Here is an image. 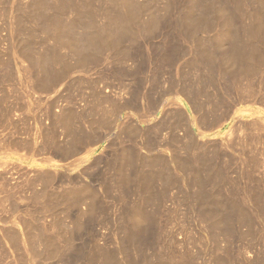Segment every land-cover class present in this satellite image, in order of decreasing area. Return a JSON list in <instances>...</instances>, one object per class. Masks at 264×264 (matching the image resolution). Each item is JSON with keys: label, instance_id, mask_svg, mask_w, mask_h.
<instances>
[{"label": "rangeland", "instance_id": "obj_1", "mask_svg": "<svg viewBox=\"0 0 264 264\" xmlns=\"http://www.w3.org/2000/svg\"><path fill=\"white\" fill-rule=\"evenodd\" d=\"M148 1L149 0H140V1L137 0L136 1V2H139L140 4H142L144 6L143 7L144 9L141 12V14H143V12H144V14L143 15H140L142 22L145 23L144 21L148 22V20H150V18H151L150 15L152 14L151 12H154L155 14H158V16H160V17L163 16V18H162L163 20L160 17L158 18V20H159V23L158 24L159 25L157 24L158 25L157 28H154V27H156V25L153 26V28L151 30V31H153L152 32L153 35L151 34V31H149V35L146 34L147 35V38H145L146 35H145V37L143 36L144 34L143 35L141 34V36H139V38H137V39H139V40H136V43H138V44L135 43V45H132L131 46V42H129V39H127V40L124 41V42L127 41L126 43L122 42L123 44L122 43L120 44L121 47H120V45H118V47L121 48V50H124V49L127 50V51L129 50L128 53L129 54H131V53L134 54V57L135 58L131 54V55H129V57H126V59L120 60V59H118L119 57L117 55H115V53H114L115 50H113V49H105L104 52H103V54L101 56L99 55L100 57L98 56V58L96 59V61L94 59L93 60H87V61H85V63H83L84 64L83 67L79 66V64H78V66H79L78 67L77 66V62H78L79 58L76 57V55L75 56L72 55L70 58H68V60L65 61V62L68 63L67 66H69L71 68V70L69 69V71H68L70 75L67 73V76L69 75L68 77L65 76V77L61 78L60 80H58V82L59 81L61 82V83L60 82L59 83L57 82L58 85L60 84L58 87L56 86L57 83L54 86L52 85L53 82H55V80L52 81V78L53 77L54 78L58 77L56 75L58 73H61V71H62V66L60 67L61 63L60 62H56L58 64V66H56L57 64H55V66H54V69H53V72H54L53 74L54 75L51 74V76H50V75L47 74V92H48L49 95L47 94V92L38 91L36 88H34L32 86V84L29 87L30 89L29 88L27 89L26 87H24L25 90L23 89L22 86H20V88H17L18 86H17V84L15 82H13V84H15V85H13L12 83L11 84H7L6 83V84L0 86V264H30L28 262L29 259H30V254H29V251H28V249H29L30 246H27V245H31L32 246L35 243L37 244L35 246H38V244L40 245V243H38L39 241H37V238L39 237V235H41V233H42V235H44V233H45L46 230L47 231H46V233H45L44 236L46 237L47 242H49V241L52 242V240H53V238L55 236H57V239L59 237L60 238L61 237L63 238V239L61 238L59 240H55L56 239L55 238L54 240L56 242L53 241V243H56V244L58 243V245H59L60 240H61L62 243H60V245H62V247H64L65 249H68L69 250V252H67L68 250H66V252H67L66 253V257H68V258L70 257V259L66 258L65 260L68 263H70V264H76V263H79L80 264L81 262H84L83 258L86 259L87 264L89 262H90L89 264H93V262L91 261L90 256L92 257L93 254L96 255L99 252L100 246L101 247L102 246H107L110 249H112V252L115 253V256L118 257L119 260H123L124 255L127 254V253L126 254L125 253H122L123 250H124L123 252H128V254L126 256H128V257L130 256V259L132 258V260H130L131 261L130 262L131 264H145V263L147 264L148 262H150L149 264H155L156 258H157L156 256H159L160 255V251H161L160 249H161V246L163 245V242L165 240L168 241L167 240L168 237H166L164 239V236H167V235H163V234L164 233L165 234H169V233H166L165 232V230H167V229H164V231H163L162 230L163 228L170 227V232L172 230L173 235L176 234L175 236H173L175 238H172V239L175 240L177 238L175 241L174 240L173 241L176 244L175 245L176 248L179 245L182 247L181 248V251L184 250L183 249L185 247L184 241L187 239V234L184 233V232L181 233L179 231L180 230L179 227L176 228V226L174 225V227L171 228L170 225L167 226V225H164L163 224V222H162V220L160 218L161 216L158 215V213L160 211L158 212L157 211L158 208H156L158 206L160 207V205H157L159 203H157V204L156 203H153V199L154 198H157V199L160 198V200H164L161 197L165 198L166 196H168L167 193H169V192L172 193V191L175 190V189H172V188H171L172 191L170 189H165V190L163 189L161 180L159 179L160 178L159 177L160 175L158 174L159 171H160L161 174L168 172L170 175H172V174H174L176 172L178 175L176 173H175L176 175L175 174L174 175L176 176L175 178L178 181L177 182L175 181V183L172 185V186H174L173 188L180 187V186H183L184 187V186H187V183L186 182L183 183V182L184 181H187V180L189 181V178H186V176L188 175V173H187L188 170L190 169V167H195L194 164H192V162H195V165L198 168L199 167L198 164L201 166V164H203V161H204L205 158H207V159H209L211 161L212 160L213 153H216L217 152L218 153V154L216 153L217 155L216 154L213 155V160L216 161V163L218 165L221 164V165H223V167H225V165H226V167H228L229 164H234V162L238 159L240 162L238 163L237 162L238 160L235 162V163H238L237 166L241 165L242 163L243 164L245 163V165L242 164L241 166L246 167V163L248 162V160L249 159H253L254 157L249 156V159L247 160V158H245V156H244V154L247 153L245 151L246 150L248 151L249 149L251 150V149H257V148H258L259 156L262 155V156L259 157L260 160H261V161H259V164H261L262 166H264V154L261 153L264 150V137H263L264 136V131L262 133L261 130L260 131L258 130V129H263L262 128V125H261V128H258L260 126L259 124H258L259 125L258 126L256 124L252 125L250 123L253 120L252 118L256 117V115L258 113L260 115L257 116L256 118H258V117L259 118H262L263 119L262 121L264 123V70H263L264 69V58H262V56H264V54L262 55V53L264 52V43H258V45L257 44L254 45V47H256L257 49L259 48L260 50L258 49V53L256 55L252 56V58L254 57L256 60L259 59L258 61H256L254 59V64H256V62L259 63V64H261L263 62V67L262 68L260 67V70L258 69V67L260 65L256 64V65H258V67L256 65H254L255 68L257 67V69H255L256 70L255 73L256 72H260V73H258L259 75L256 73L257 76H259L260 78L259 77L256 78V76H255L256 74L255 73H254L255 75L254 74H252V75L255 76V78L258 79V80H256L254 77L252 78L251 75H249V77L247 76L248 79L247 78L244 79L243 77H246V76H243L244 74H242V75H240V74H241V72H245V69L241 68V71L239 72V68H237L238 65H239V63H237L236 60H234V59L232 60L233 54H236V52H235L236 39L233 40L235 38V36H236L235 33L238 32L237 34H240L241 35L242 32L245 30L244 29L245 28L244 26H247V27L251 28L252 27V24H254V23H252V20L251 21H248L249 20L248 18H247V20H245L244 18L242 20L240 19V18H242V15L240 16V14H241V12L239 11L240 8L237 7V6H233V5H236L235 4L236 0H206V1L205 0H196V1L195 0L194 1L193 0H185V1L184 0L183 1L182 0H153V1H155V3L152 2V1L149 3ZM177 1H178V3H177ZM248 1L249 0H246V2H248ZM250 1L251 2L253 1L254 3L253 2L252 3L250 2L251 4H249V9L247 8V10H249V11L250 10H253L254 7H255L254 9H256V6H258L256 4L257 2H255V0H250ZM206 2H207V4H206ZM224 2L225 3L227 2V3L225 4ZM147 3H149V6L147 7L148 10L146 9V5H148ZM193 3L195 4V7L198 6V8H200V9L199 10L196 9V11H194L195 10L194 7L192 8L193 5L191 6V4H193ZM199 3L201 5L203 4L202 5L203 7L205 6L204 9H201V7H202L201 5H197ZM213 4H214V6H212ZM253 4H256V5H253ZM156 5H157V7L159 6L158 7V10L159 11L158 10L155 11L156 10ZM165 5H168L167 6V9L165 11H167L169 9V6L171 7L170 8V12H165L164 11V9H165L164 6ZM227 5H228V8L230 6V8L228 10H226V8H225V7H227ZM216 6H218V7H216ZM161 7H163V8H161ZM206 7H208V9ZM236 7H237V10H236L237 12L235 11ZM184 8H185V10H184ZM231 8L234 9V10L232 11ZM192 9H193L194 13L192 12ZM212 9H213V11H212ZM238 11L240 12L239 15H238ZM230 12H231V14H230ZM166 13H168V14H166ZM201 13H202V15H201ZM203 13H204V15H203ZM250 13L251 12H249V14ZM191 15L192 16L193 15L194 16L196 15V16L195 17H192ZM165 16H166V19L168 18L171 21H169V22L167 21L165 23V21H164V17ZM64 17L66 18V15H64ZM210 18H211V20H210ZM193 19H194V21H192ZM233 19H235V20H233ZM160 21L162 22V25H161V22ZM233 21H235V22H233ZM134 22H136V21H133L132 23H134ZM184 22H185L186 26H185V24L183 25ZM187 22L189 23V25L191 24V26H189ZM193 22H196L199 25V27H198V25L193 24ZM239 23H240V25H239ZM242 23H243V25H242ZM249 23H252V24H249ZM192 24L195 25L196 27L193 26ZM215 24L216 25L218 24V26H216ZM233 24H234L235 27L232 26ZM135 25H137V24H135ZM135 25L133 24V26H135ZM160 26H162V28H158ZM184 26L186 28L188 26V28L186 29ZM203 26H205L206 29H208V31H206V29H203L204 28ZM229 26H232L233 29L235 28L237 30H234L233 31V29L231 27L229 28ZM191 27H193L192 29H194V28H196V29L192 30ZM239 27H240V30L241 31L239 30ZM219 28H221V29H219ZM227 29H228V31H227ZM145 30L148 31L149 29L148 30L145 29ZM195 30L197 32H195ZM171 32H172V34H171ZM182 32H185L186 34L188 32H190L189 33L190 35L193 32H195L196 35L195 34H192L190 36L188 34V36H187L186 34H183ZM205 32H207V33H205ZM227 32H229V33H227ZM231 32H232V34L234 32V35L230 34ZM146 33H148V32H146ZM176 33H178V34H176ZM220 33H223V34L220 35ZM226 33L228 35H230V36L232 35L233 37L231 36V39H230L229 38L230 36H228ZM194 35L196 36V40L198 39L197 40L198 42L194 39L195 38ZM189 36H190V38H187ZM201 36H203V37H201ZM223 36H225V37H223ZM191 37H192V39H191ZM199 37L201 39H203V38L204 39L203 40H201V39L199 40ZM189 39L192 40V42ZM228 39H230V40H228ZM249 41L250 40H247V42H249ZM196 42H197V44L199 43V45H202V46L197 45L199 47H196V45H195ZM200 42H201V44H200ZM202 42H204V43L202 44ZM209 43H210V45H209ZM49 44L51 45V43H49ZM193 44H194V47H193ZM225 45H226V47H225ZM229 45H230V48L227 47ZM231 45L233 47V50H232ZM207 46H208V49H207ZM9 48H10V44H9V40L7 39V30H6L5 26H4L2 12L0 11V57H1L0 59H8L9 58V55H6L7 52L9 51ZM163 48H164V50H163ZM196 48H197V50H196ZM188 49H189V51H188ZM203 49H204V52H203ZM156 50H157V52H156ZM261 50H263V52H260ZM223 51H226V54H228V51H229L230 54H228V55L231 58L228 57V55H226L225 52L224 53H221ZM64 52L65 51H63L62 54H66V52L65 53ZM196 55H198V58H196L197 57ZM191 56L193 57V59L195 58L196 60L195 59L193 60ZM226 56H227L228 59L226 58ZM258 57H261V59L258 58ZM169 58H171V60ZM201 58H204V59H201ZM197 59H199V61H198V63L200 62L199 65L197 63ZM113 60H115V61H113ZM228 60L235 61L236 63H234V64H236V65L238 64L237 67H236V65H233L232 61L230 62ZM260 60H261V62H260ZM63 61H64V59H63ZM189 61L190 62L192 61L191 63H194V62L197 63L198 67L196 68V66H197L196 64H192V65L190 64L189 65V63H190ZM95 62H97L96 63V66H95ZM165 62H167V65L168 66L166 65ZM187 62H189V63H187ZM18 63L21 64V62H18ZM204 63L206 64V66H205ZM212 63H214V64H212ZM127 64H128V66H127ZM208 64H212V65L210 66V68H211L210 70L209 69H206V71H207L206 72L204 68H208L209 67ZM21 65L23 66L24 63L22 62ZM125 65L127 66V68L125 67ZM187 65H189L188 66V69H187ZM201 65L203 66V70L201 69L202 68ZM217 65H220V66H217ZM231 65H233L234 67L231 66ZM25 67H28V64ZM199 67H200V69H199ZM216 67H217V69H215ZM190 68H191V71H190ZM196 69H198V70H196ZM79 71H81V72H79ZM134 71H136V72H134ZM210 71L212 72L211 74H214V76L210 74ZM232 71H234V72H232ZM235 71H237V72H235ZM230 72H232V73H230ZM201 73H202V76H201ZM206 73L209 74V76L207 74V78H206ZM219 73H221L223 76L221 74L218 75ZM261 73H262V75H261ZM71 74H74V75H71ZM186 74H188L190 76L189 77L187 75L188 76V79H187V77L185 78ZM235 75L238 76V77H236ZM193 77H195V78H193ZM213 77H215V80H214ZM14 78L17 81L20 82L21 79L24 78V76L22 75L21 78H20V72H19V73H16L14 75ZM180 78H182V79H180ZM189 78L191 80H193L195 83L194 82H191V80H189ZM202 78H205V79L202 80ZM225 78H226L227 82H226V80H223ZM230 78H232V79L235 78V79H234V81H232V79H230ZM250 78H252V79H250ZM196 79L199 80V81H197ZM238 79H240V80H238ZM33 80L36 81L37 78L36 79H33ZM49 80H51L52 82L49 81ZM244 80H246V81L244 82ZM100 81H101V83H100ZM205 81H206V83H205ZM212 81H214V84L215 83H220V84H215L214 85ZM247 81L248 82L250 81L251 84L247 83ZM252 81L254 83H252ZM86 82H87V84H86ZM233 82H235V83H233ZM48 83H51V85H49V87H48ZM191 83H193L196 87L193 86V84H191ZM232 83L234 84V86H233ZM238 83H239V85H235V84H238ZM245 83H247V86L250 85L249 87L252 88L253 90H251L249 87L247 89V86H246ZM23 84H25V82H23ZM171 84H172V86H171ZM208 84H209L210 87L207 86ZM211 84H213V85H211ZM231 84H232V87L233 88L232 87L229 88V86ZM240 84H243L244 87L242 86V88H241L240 87ZM93 85H95V86H93ZM198 85H199V87H198ZM217 85L220 86V87L218 88ZM15 86H17V87H15ZM23 86H25V85H23ZM68 86H69V89H68ZM187 86H189V87L191 86L192 88L191 87L188 88ZM202 86H203V88H202ZM214 86L217 87V88H215ZM176 87H178V88H176ZM182 87H183L184 90H182ZM172 88H175V89L172 90ZM185 88L186 89L188 88L189 90H186ZM201 88H202V90L205 89V88L206 89L201 92L200 91ZM239 88H241V89H239ZM243 88H245V89L242 90ZM53 89H55V91L57 93H55V91ZM157 89H159V90H157ZM179 89H181V91ZM195 89H196V91H194ZM236 89L237 90H242V92L244 91L245 94L246 93H250V94H248V96H247V94L245 95L243 93V95H242L241 94L242 92L241 91L238 92ZM249 89H250L251 92L249 91ZM254 89H255V93L256 94H259L260 93L262 96L261 95L257 96L254 93ZM22 90H24V91H22ZM231 90H232V92H231ZM233 90L235 91L236 95H235V93H234ZM170 91H172L173 94H172V92L170 93ZM187 91H188V93H187ZM205 91H206V94H205ZM177 92L180 93V94H178ZM52 93H53V95H52ZM196 93H198V94H196ZM202 93H203V95L204 94L205 95L203 96ZM251 94H252V96H251ZM95 95L97 96V98H96ZM182 95H184V96L187 95L186 97H188V98L183 97ZM47 96H49V97H47ZM164 96H165V98H164ZM171 96L174 98V100H171V99H173ZM175 96L177 97V102H176V97ZM206 96L208 98H206ZM209 96H211V99H209ZM223 96H224V98H222ZM241 96H243L242 97V99L244 98L243 100L240 99ZM246 96H247V98H245ZM253 96H254V98H251ZM151 97H152V99H151ZM194 97H197V98L195 99ZM219 97L222 99V101H221V99ZM258 97H260V98L262 97V99H259ZM47 98H51V99L48 100ZM98 98H99V100H98ZM150 99H151V101H150ZM169 99H170V101H169ZM186 99L189 101V105H188V101H186ZM204 99L205 100L207 99L208 101L206 100L207 102H204L205 101ZM223 99H224V102H223ZM233 99H235V100H233ZM29 100L32 101V102H30ZM196 100L198 101V104H197V101ZM164 101H166V102L164 103ZM173 101H175L177 104H174ZM199 101H201L202 103L199 102ZM217 101H219V102H217ZM225 101H227V103ZM42 102H43V105H42ZM138 102L140 104H138ZM221 102L223 104H220ZM239 102H241V103H239ZM46 103H48L47 104V107H48V109H47V114L48 115L47 116L48 117L47 118L45 117L47 119V124L49 125V122H52V123H50L51 125H49V126H51V128H54V125L56 126L57 124H59V123L60 124L57 125V127L54 128L55 129V132H54V129H51L47 125V133L48 134H51L52 132H54V133H53V135L52 134L51 135H48L47 134L49 136V137L47 136V138H48L47 139V148H42L41 145L46 146L43 143L44 141L42 139H40L39 137L36 139L35 138V135H34L35 134L34 133L35 132V128L37 126L36 121H35V118H39L40 119V117H41V120L45 119L44 116H46V114L44 113L43 108L45 107ZM56 103H58V106L56 105ZM152 104H154V105H152ZM200 104H204L205 106L204 105H200ZM216 104L219 105L218 106L219 109H218V107H217ZM234 104H236V105H234ZM52 105L55 106V107H53ZM124 105H126V106H124ZM194 105H195V107H194ZM211 105H212V110L210 109ZM66 106H67V108H66ZM199 106H201V107H199ZM208 106H209V108H208ZM226 106H228V107H226ZM58 107H60V108L58 109ZM72 107H73V109H72ZM123 107H125V108H123ZM62 108H63V110H62ZM152 108H154V109H152ZM192 108L194 109L195 112L193 111ZM213 108L215 109L214 110L215 112H216V110H217V112L219 110V112L218 113H215L213 111ZM221 108L223 109V111L220 110ZM226 108H228V109H226ZM53 109H54V111H52ZM205 109L208 111V114H206L207 111ZM241 109H243V110L245 109L246 112H244L245 111L244 110L243 111L244 114L243 113H240L238 110L242 111ZM249 109L250 110L252 109L251 112H250ZM151 110H153V111H151ZM158 110H159V112H158ZM181 110L183 112H181ZM226 110H227V112H225ZM51 111H52V113H51ZM147 111H149V112H147ZM197 111H198V113H197ZM200 111H201L202 114H204L206 116L210 115V117H209L210 119L208 118L209 121H208V119H206L207 121L206 120L204 121L206 123L205 125H202L204 122H202L203 119L200 117L201 116L200 115ZM230 111H231V113H230ZM236 111L239 112V113H237L238 116H239V114L242 115V116H240L242 119L240 117H238V119L236 118L237 117V114H235ZM247 111H249V112H247ZM255 111H257V114H256ZM48 112L51 113V114H49ZM110 112H112V113H110ZM185 112H186V114L188 116H190V117L192 116L191 119L192 118L194 119V117L196 115L195 120H194L195 122L193 120H191L190 118H188V117L186 119V116L187 115L185 114ZM203 112H205V113H203ZM210 112L211 113L214 112L215 114H218V115H222V114H224V112H225V114L226 113H229L230 114L229 115V118L230 119L228 118L222 124L223 121H220L219 120V117H216L215 118V115H214V117H212L213 116V113L212 114H209ZM95 113H97V114H95ZM178 113H180L181 115L178 114ZM192 113L194 114V116H193ZM246 113H247V115H246ZM53 114H54V116L57 114L55 116V118L52 117ZM67 114H68V116H67ZM162 114H163V116H162ZM168 114H170V115H168ZM182 114L184 115V117L182 116ZM197 115L200 117V119H198L199 117ZM71 116L74 117L73 118L74 120L71 119L72 118ZM144 116H146V117H144ZM65 117L67 118V120H71L70 121L71 124L69 126L71 128V125H72V128L70 129V130L73 131L72 133H71V131L69 129H67L63 125V123H61V122H63L65 120V119L62 120ZM68 117H69V119H68ZM155 117H157V118H155ZM48 118L51 119V120H49ZM163 118L164 119L166 118V120H164ZM180 118H181V121H180ZM211 118H212V121H211ZM234 118H235V120H234ZM245 118H246V120H245ZM247 118H248V120H247ZM52 119H54V120H52ZM57 119H58V121L55 123V121ZM216 119L220 121V123L222 124L221 126H219L220 125V124H218L219 122H214V121H216ZM239 119L242 120V121L240 122ZM161 120H162V122H161ZM186 120H189V123ZM164 121H166V122H164ZM192 121L194 122L193 124H192ZM233 121L236 122V123H234ZM245 121H246V124L244 123ZM196 122H198V123H196ZM208 122L210 123V126H212V128H208L207 127L209 125V124H207ZM231 122L234 123L233 124L234 127L237 124L236 125V127H238L237 128V131H236V128L233 127V125H229V123L231 124ZM242 122H243V124H241ZM247 122L249 123V125L247 124ZM91 123H93L94 126L95 125L96 126L99 125V126H97V127L95 126L94 127L93 124H91ZM179 123H180V125H178ZM185 123H187V124H185ZM214 123H215V126H214ZM238 123H240L241 125H239ZM154 124H156V126ZM198 124H199V126H203V127H199V126L197 127ZM260 124H262V123H260ZM177 125H178V127H175ZM184 125L187 126V129L188 130H186V128H185ZM59 126H61V127H59ZM230 126L232 127L231 129H230ZM241 126H243V127H241ZM252 126H253L254 130L256 129L255 132H254V130H252L253 128L251 129ZM62 127H63V131H62ZM170 127H171V129H170ZM181 127H183V128H181ZM215 127H217V128L220 127V128L217 129ZM239 127H241V129H239ZM245 127L248 130L245 129ZM81 128H83V129H81ZM177 128H179V131L180 132L178 131ZM205 128H207L208 131H210L212 129V132L210 131L211 133L209 132L210 133L209 134L208 132H206L207 129L205 130ZM225 128H227V129L225 130ZM249 128H250V132L251 131L254 132V134L251 132L253 136L252 135H248V134H250ZM92 129H94V130H92ZM95 129H98V130H95ZM202 129L205 130V133H204V131H202ZM244 129H245V131H244ZM49 130H52V132H50ZM156 130H157V132H156ZM183 130H185V131H183ZM227 130H229V133H230V136L231 137L228 136L229 134H228V131ZM240 130H243L240 133H242L244 137L242 136V134H238V132ZM171 131H172V133H171ZM58 132H60V133H58ZM153 132H156L157 133V136ZM185 132H187L186 134L188 136L187 135H184ZM195 132H196V134H195ZM226 132H227V134H226ZM246 132H248V133H246ZM259 132L262 133V134L260 133V136H259ZM73 133L75 134L76 138H78V139L75 138V136L73 135ZM94 133H95V136H94ZM223 133H225V134H223ZM233 133L237 137V139L234 138V140H236V142H238V143H235V141L232 142L233 140L231 138L232 137H235L234 135H232ZM170 134L172 136H170ZM179 134H180V137H182V138H184V136H185V142H184V139H182V138L179 137ZM257 134H258V136H257ZM87 135H88V137H87ZM98 135H99V137H98ZM126 135H128V136H126ZM198 135H200V136H198ZM50 136H52V137H50ZM186 136H187V138H186ZM226 136H228L229 139H231L232 141L231 140L229 141V139H227L228 137L225 138ZM240 136H242L243 138L240 137ZM83 137L85 139H83ZM176 137L178 139H176ZM239 137H240V139L242 138L241 139V142H239L240 141ZM117 138H118V140H117ZM123 138H125V139L123 140ZM171 138L173 139V141H172ZM91 139L93 141H91ZM193 139H196V140H193ZM209 139H210V141H209ZM225 139L227 141H225ZM249 139L251 141H253L254 143L253 142L250 143L251 141L249 142ZM83 140H85V141H83ZM179 140H183V141L181 142ZM244 140H245L246 146H245V148H240V147H243L245 145L244 142H242ZM256 140H258L257 142H259V143L256 144ZM79 141L81 143L83 142L84 144L83 143L81 144ZM170 141L173 142V143H171ZM202 141H204V142H202ZM222 141L224 142V144H222L223 143ZM247 141L249 142V144L247 143ZM35 142H37V145H36ZM77 142L79 143V145H78ZM88 142H90V143H88ZM184 143H185V145L184 146L182 145V147L179 148V146H181V144H184ZM194 143H196L197 146H194ZM214 143H216L218 145H216V144L214 145ZM232 143H234V144H232ZM168 144L171 145V146H169ZM230 144H232L231 145L232 147L230 146ZM235 144H239V145L237 146ZM240 144L243 145V146H241ZM247 144L250 146L249 148H248V145ZM251 144H254V146L251 145ZM115 145H116V147H115ZM118 145L120 147H118ZM124 145H125V147H124ZM189 145H190V147H189ZM220 145L221 146L222 145L223 146L225 145L226 150H223V146L221 147ZM234 145L237 148H235ZM256 145H258V147ZM185 146H187V147H185ZM126 147L129 148V149L127 150ZM170 147L172 149H170ZM188 147H189V149H188ZM195 147H197V148L195 149ZM198 147H199V149H201V151L198 149ZM207 147H210L211 150L216 148V150H215L216 152L215 151L214 152H211V150L209 148H207ZM218 147L223 152H221ZM114 148H116V149H114ZM176 148L177 149L179 148L181 151L184 150V152L183 151L180 152V150L178 149V151L180 152L179 153L178 151H176L177 150ZM182 148H184V149H182ZM217 148L219 149V151H218ZM227 148L230 150V152L227 151L228 150ZM232 148H233V150H235L237 152L238 158L237 157L234 158V156H231L232 154H234V153L231 154V149ZM169 149H170V151H169ZM241 149L242 150L245 149L244 152L241 151ZM76 150L78 152H76ZM109 150H111V151H109ZM122 150L125 151V152H122ZM192 150H193L194 153H192ZM208 150H209V152L211 154L208 152ZM226 151H227V153H226ZM119 152H121L122 154L119 153ZM127 152H128V155H130L131 157L130 156H127ZM148 152L149 153L152 152V153L148 154ZM160 152H162L164 155L162 153H160ZM177 152L179 153L180 156H178V153ZM64 153H66V154H64ZM124 153L126 154L125 157H128V158L130 157V158H132L131 160H133V161H131L130 165L128 167H126L127 169H129L128 171H130V173H132V175H133V181L135 180L134 182H137V179H138V181L143 180V181H146L147 182V180H149V181L153 182L152 180H154L153 183L155 185H153V188L156 191L152 188L151 190H153V191H149L150 193H148V196H147L146 192H142V191L138 190L139 187L136 186L134 184V182H133V183H131L125 189V194L126 195L123 194L124 191L122 189H120V185L118 184V180L119 179L117 178V175H118L119 172L121 173L123 171V168H124V165H125L124 164V162H125L124 161L125 160ZM132 153H133V155L135 153V155L133 156ZM158 153H160V154H158ZM228 153L231 154L230 155L231 157L228 156L229 155ZM240 153H242V154L240 155ZM143 154L146 155V156L148 154V156L147 157L146 156H143ZM172 154H173V156H172ZM193 154L196 155V156H193ZM60 155H62V156H60ZM136 155H137V158H136L137 160H134L135 157H136ZM186 155H187V157H185ZM234 155H236V154H234ZM242 155H243V157H241ZM245 155H246V157H248L249 153H247ZM113 156L114 157L116 156V158H114ZM120 156H123L124 159L122 160V158ZM159 156L161 157L160 159H159ZM200 156H201V158H199ZM223 156L224 157H227V158H225V160H223L224 159ZM99 157L102 159V161H101V159ZM133 157H134V159H133ZM154 157H155V159H154ZM156 157H157V161H155L156 160ZM164 157L165 158L167 157L166 160H165ZM189 157L190 158L192 157V158L190 159ZM222 157H223V159H222ZM232 157H233V159H232ZM239 157H241V158H239ZM94 158H97V159L94 160ZM151 158H152V160H151ZM175 158H179L180 160L177 159V161H176ZM182 158H184V160H182ZM185 158H188L189 161H187ZM214 158H217V160L214 159ZM118 159H120L123 162L122 163L123 165L121 164L120 161H118ZM153 159H154L155 162L153 161ZM200 159L201 160L203 159L202 162H201ZM207 159H205V160H207ZM219 159H220L221 162H224V161L225 162L224 163H220V161H218ZM240 159H242L243 161L240 160ZM108 160H110V162L111 161L112 162L110 163ZM113 160H114V163H113ZM167 160H168V162H167ZM190 160L192 162H190ZM209 160H207V161H209ZM230 160H232V161L234 160V162H231ZM244 160H245V162H244ZM116 161H118V162H116ZM185 161L187 163L189 162V166L190 167H188V165H187V163ZM196 161L198 163H196ZM147 162H148V164H146ZM156 162H157V165H155ZM226 162L229 163V164H225ZM262 162H263V164H262ZM107 163H110V164H107ZM118 163L121 164V166H119ZM115 164H116V167L118 168V170H117L116 167H114ZM141 164L144 167H142ZM152 164H154V166ZM179 164H181V165H179ZM247 164H250V162H248ZM109 165H112V166H110L111 168L109 167ZM146 165H147V167H146ZM167 165L169 166V168L172 167L173 169H175V168L176 169L173 170V169L170 168V170H169V168H168ZM92 166H93V168L95 170L92 168ZM108 167H109V169H108ZM177 168H178V171H177ZM181 168L182 169L185 168V169H183V171H181L182 170ZM100 169H102V170H100ZM150 169H151V171H150ZM154 169H156V170H154ZM200 169H202V167ZM166 170H167V172H165ZM115 171H116L117 174H115ZM134 172H136V173H134ZM143 172H145L146 174L145 173L143 174ZM154 172H156V173L154 174ZM148 173H149V175H147ZM179 173H181V174L179 175ZM38 175H41V176H38ZM44 175L47 176V181H49V179H50V181L53 180V182H50L49 181L47 183V185L49 183L51 184V185L49 184V186H47V197L48 198L51 197L50 200H46V199L43 200L42 197H35V195H34L35 193L40 192L42 190V185L40 183L38 184V181H40V179ZM150 175H152L153 177L150 176ZM181 175H184V176L186 175V176L184 177V176H181ZM51 177H52V179H51ZM76 177H78V178H76ZM109 177H111V179L116 178L118 180H117V182H115L116 179H113V181L112 180L108 181L110 179ZM145 178H146V180H145ZM182 180H183V182H182ZM34 182H36V183L34 184ZM81 182H82L81 185H84V186H87L88 185L87 187H89L90 190H88V191H90V193H93L94 191L96 192V193L94 192V195L97 197L96 198V202L97 201L99 202V209L101 210V213H99L95 218L93 217L94 219H92V217H90V216H87V218H86V215L84 213L85 212L84 210H86V207H88L87 206V203H89L88 201H85L84 203H81L78 206H76V205L73 206L72 207L73 208L72 211L71 210L68 211L67 208H66V206L63 205V204H60V206H63L60 209L59 203H57V202H52L53 204L50 203V205L48 204L49 202H51V200L52 201L53 200L56 201L54 198L58 199L60 197V194H63L64 193V190H66V191H68V190L69 191H73V193H75V195L78 196L75 191H77V189L80 188L81 185L79 183H81ZM111 182L112 183L114 182L113 183L114 184L113 186H112ZM151 182H150V184H151ZM108 183L111 184V185H108ZM116 183H117V185H116ZM156 183H157V185H156ZM169 183L170 182H168V184ZM180 183H182V184H180ZM105 184H107V185L104 186ZM89 185H91V186H89ZM158 185L160 186V188H159ZM107 186L109 188L110 187L111 188L109 189ZM157 186H158V188H157ZM48 187H49V189H48ZM112 187L113 188L115 187L114 188L115 190ZM71 188H73V189H71ZM106 188L109 189V190H107ZM161 188H162V190H164L165 193L167 192L165 195H164V193L162 195L159 194V193H162L161 192L162 191ZM184 188L187 189L186 187H184ZM158 189H159V191H157ZM110 190L112 192H110ZM166 190H168V191H166ZM139 191H140V193L141 192L142 193L141 194H139V193L137 194V192H139ZM58 192H59V194H58ZM151 192H152V194H151ZM142 194H144L145 196H142ZM155 194H156V196H155ZM135 195H136V197H135ZM137 195H139V196L137 197ZM126 196H127L128 199L126 198ZM116 197H117V199H116ZM151 197H153V199ZM39 198H41L40 201H39ZM71 198L75 199V196L73 195V197L71 196ZM122 198L126 199L125 200L126 202L124 201V199H123V202H122L121 201ZM139 198L142 199L141 200L142 202L140 201ZM131 199L133 201H135V202L131 201ZM148 199H149V202H148ZM127 200H130V201L127 202ZM46 201L47 202L49 201V202L48 203H44ZM55 203L58 205V207H57V205ZM123 203H125V204H123ZM130 203H131V206H130ZM141 203H142L143 206L141 205ZM44 204H46L48 206H46ZM152 205H155V206H152ZM121 206H124V207H121ZM49 207H50L51 210L48 209ZM75 207H76V209H75ZM148 207H150V208H148ZM152 207L155 209L156 214H155V211H154V209ZM15 208H16V210H15ZM122 208L123 209L125 208L124 209L125 211ZM42 209H44V210H42ZM45 209H47V210H45ZM64 209H65V211H64ZM142 209L144 211H142ZM82 211H83V213H82ZM134 211H136V212H134ZM42 212H43V214H41ZM45 212L47 214H49V213L50 214L47 215ZM61 213H63V214H61ZM81 213L84 214V215H82V217L80 218V214ZM140 213H141V215H140ZM34 214H36V215H34ZM126 215H128V216H126ZM76 216H77V218H76ZM84 217H85V219H84ZM30 218H33V219H30ZM79 218H80V222H82V224L84 223L83 224L84 229H81L80 230L81 232L79 231L81 234L80 233H76V234L73 233L75 235H72L71 234L72 233V229L74 230L75 229V226H76L75 224H77V222H75V221H77ZM81 220H83V221H81ZM128 220H129V222H127ZM72 221H73V223H72ZM116 223H117V225H116ZM159 223H160V225H159ZM58 224L62 225V227H60ZM120 226H122V228H120ZM38 227L42 228L41 231H39L40 228H38ZM141 227H142V229H140ZM59 228L60 229L62 228L61 229V232H58L60 230ZM64 228H66V230ZM70 229H71V231H70ZM196 229L197 228H191L190 230L195 231ZM42 231H44V232H42ZM62 231H64L65 234L61 235L63 233ZM113 231H114V233H113ZM176 231H178V232H176ZM38 233H40V234L38 235ZM47 233L49 235H46ZM106 233H109V234L113 233L114 236H113V234L108 235ZM54 234H55V236H54ZM69 234H71L72 237H74V239L72 237L70 238ZM77 234H78V236H76ZM118 234H119V236H118ZM65 235H66V237H65ZM79 235H81V236H79ZM263 235H264V231L261 233V236H263ZM15 236L18 239V243L17 244L15 243V238H14ZM47 236H49V237L47 238ZM102 236H103V238H102ZM111 236H113L114 241H117L119 243H117V242L114 243V241L111 238ZM50 237L51 238L53 237V238L51 239ZM75 237H76V239H75ZM95 237H98L99 239L98 238H95ZM147 237H148V239H147ZM158 238L160 239V241H159ZM31 239L34 240V241L36 239V242H34L33 244H30L29 240H31ZM72 239L74 240V242H73ZM69 240H70V242H68ZM71 240H72V242H71ZM82 241H83V243H84L85 246L84 245H81L82 244ZM177 241H178V244H177ZM66 242H68L69 245H67ZM97 243H99L98 246H97ZM160 243H161V245H160ZM42 244H41V247L38 246L39 247V250L40 249L43 250V247H45ZM71 244H74L75 245L74 246V249L76 247V251H74L73 246H71ZM124 244H125V246H124ZM246 244H248V241H245L244 242V245H246ZM63 245H66V246H63ZM92 245L93 246H97V247H93ZM236 245H241V244L240 243H237ZM83 246H84L85 251L88 250L87 252H85L84 250L83 251L81 250V248L83 249ZM180 246H179V248H180ZM116 247L119 248L118 249L119 251L121 249L122 250L118 253ZM127 247H130V249L127 248ZM126 248H127V251H126ZM94 249H97V250H94ZM131 249L134 250V251L133 250L132 251L135 254H133L132 251H130ZM146 249H149V251L148 250L146 251ZM135 250H136V252H135ZM70 251L74 255H72L70 253ZM139 251L141 253H139ZM84 252H85V254H84ZM90 252L93 253V254H91ZM146 252L147 253L148 252H150V253L151 252L152 253L155 252V253H154V255H152V253L151 254L148 253L149 256L151 257V258H149L148 257V254ZM43 253H45V252H43ZM129 253H131V254H129ZM118 254H120L122 256H120ZM142 254L145 257H143ZM79 255L81 257V260H80L79 257H76V256H79ZM245 255H246L245 258H246L247 261L252 260L253 257H254V253H246ZM249 255L252 256V259H248L247 258ZM87 256H88V259L86 258ZM34 257L36 258L35 255H34ZM135 257H136V259H135ZM76 258L77 259L79 258L80 261H78ZM89 258H90V260H89ZM73 259H75V260L72 261V263H71V260H73ZM149 259L150 260L152 259V260L150 261ZM65 260L63 262H58V264H68ZM139 260H140V263H139ZM137 261H138V263H136ZM143 261H145V263ZM86 262L81 263V264H86ZM41 263H39V264H41ZM43 263H45V261ZM46 263L47 264H49V263L50 264H57L56 262L54 263L53 261L52 262H47L46 261ZM183 263L186 264V261H183ZM198 264H202V261L199 260L198 261ZM237 264H241V263H239V260L238 259H237Z\"/></svg>", "mask_w": 264, "mask_h": 264}, {"label": "bare ground", "instance_id": "obj_2", "mask_svg": "<svg viewBox=\"0 0 264 264\" xmlns=\"http://www.w3.org/2000/svg\"><path fill=\"white\" fill-rule=\"evenodd\" d=\"M137 0H0V11L2 12V17H3V22H4V26H5V28H6V30H7V39L9 40V44H10V48H9V51L7 52V54L6 55H9V58L8 59H0V86L1 85H4V84H13V82H15L16 84H17V86H15V87H17V88H20V86H22L23 87V89H24V87H26L27 89L30 87V85L32 84V86L34 87V88H36L38 91H41V92H47V74L48 75H50L51 76V74H53L54 72H53V69H54V66H55V64H57L56 62H60L61 63V65H60V67L62 66V71H61V73H58L56 76H58V77H56V78H52V81L53 80H55V82H53V86L58 82V80H60L61 78H63V77H68L70 74H69V69L71 70V68L69 67V66H67V62H65L66 60H68V58H70L72 55H76V57H78L79 58V60H78V62H77V66H78V64H79V66H81V67H83V63H85V61H87V60H95L96 61V59L98 58V56L100 55H102L103 54V52H104V50L105 49H113V50H115V55H117L119 58L118 59H120V60H123V59H126V57H129V55H131V54H129L128 52H129V50L127 51V50H121V48H119L118 47V45H120L122 42H124L125 40H127V39H129V42H131V46L132 45H135V43H136V40H139V39H137V38H139V36H141V34L145 37V35L147 34V35H149V31H151L152 30V28H153V26L154 25H156V27H154V28H157V26L159 25L158 23H159V20H158V18L160 17V16H158V14H155L154 12H151L152 14L150 15L151 16V18H150V20H148V22H146V21H144L145 23H143L142 22V20H141V17H140V15H143L144 14V12H143V14H141V12H142V10L144 9L143 7V5L142 4H140L139 2H136ZM140 1V0H139ZM154 2L155 3V1H153V0H149L148 2L150 3V2ZM183 1V0H182ZM185 1V0H184ZM194 1V0H193ZM196 1V0H195ZM206 1V0H205ZM158 2V1H157ZM198 2V1H197ZM204 2V1H203ZM228 2V1H227ZM226 2V3H227ZM235 2V1H234ZM249 2V3H248ZM248 2H246V0H236V2H235V4L236 5H233V6H237V7H239L240 8V12H241V14H240V12L238 11V15L240 14V16L242 15V18H240L239 16V18L242 20L243 18L245 19V20H247V18L249 19L248 21H251L252 20V23H254V24H252V23H249V24H252V27L251 28H249V27H247V26H244L245 28V30L242 32V34L240 35V34H237V33H235L236 34V36H235V38L233 39V40H235L236 39V46H235V52H236V54H233V58H232V60L234 59V60H236V62L237 63H239V65H238V67H237V65L236 64H234V63H236L235 61H232V60H228V61H232V63H233V65H236V67L237 68H239V72L241 71V68H243V69H245V72H241V74L240 75H242V74H244L243 76H246V77H243L244 79L245 78H247L248 79V77H249V75H251L252 76V78L254 77L255 78V76H256V78L257 77H259V76H257V74L258 73H260V72H256L255 73V69H257V67H258V65H260L259 67H258V69L260 70V67L262 68L263 67V62L261 63V64H259V63H257L256 62V64H258V65H256V64H254V57L252 58V56H254V55H256L257 53H258V49L256 48V47H254V45L255 44H257L258 45V43H264V0H255V2H257L256 4L258 5V6H256V9H254L253 8V10H247V8L249 9V4H251L252 2L249 0ZM251 2V3H250ZM149 3H147L148 5H146V9H147V7L149 6ZM177 3H178V1H177ZM187 3V2H186ZM210 3V2H209ZM225 3V2H224ZM225 3V4H226ZM230 3V2H229ZM233 3V2H232ZM254 3V2H253ZM161 4V3H160ZM165 4V3H164ZM205 4V3H204ZM206 4H207V2H206ZM205 4V5H206ZM211 4V3H210ZM234 4V3H233ZM256 4H253V5H256ZM179 5V4H178ZM177 5V6H178ZM186 5V4H185ZM193 5V6H192ZM197 5H201L200 3L199 4H197ZM203 5V4H202ZM201 5V6H202ZM224 5V4H223ZM154 6V5H153ZM167 6L168 5H165L164 7H165V9H164V11L167 9ZM176 6V5H175ZM191 6H192V8L194 7V11H196V9L197 10H199L200 8H198V6L197 7H195V4L193 3V4H191ZM212 6H214V4L212 5ZM219 6V5H218ZM218 6H216V7H218ZM232 6V7H233ZM159 7V6H158ZM158 7H157V5H156V10L155 11H157L158 10ZM184 7V6H183ZM205 7V6H204ZM204 7L202 6L201 7V9H204ZM209 7V6H208ZM208 7H206L207 9H208ZM237 7H236V9H235V11L237 10ZM161 8H163V7H161ZM170 6H169V9L167 10V11H165V12H170ZM179 8V7H178ZM226 8V10H228L229 8H230V6H229V8H228V5H227V7H225ZM155 9V8H154ZM217 9V8H216ZM232 9V8H231ZM148 10V9H147ZM184 10H185V8H184ZM215 10V9H214ZM222 10V9H221ZM234 9H232V11H233ZM150 11V10H149ZM159 11V10H158ZM161 11V10H160ZM194 11H193V9H192V12L194 13ZM209 11V10H208ZM212 11H213V9H212ZM251 12L250 14H249V12ZM52 12V13H51ZM237 12V11H236ZM49 13V14H48ZM183 13V12H182ZM228 13V12H227ZM160 14V13H159ZM166 14H168V13H166ZM196 14V13H195ZM230 14H231V12H230ZM64 15H66V18L64 17ZM163 15V14H162ZM185 15V14H184ZM183 15V16H184ZM201 15H202V13H201ZM203 15H204V13H203ZM214 15V14H213ZM229 15V14H228ZM234 15V14H233ZM158 16V17H157ZM192 16V15H191ZM196 16V15H195ZM194 15L192 16V17H195ZM230 16V15H229ZM170 17V16H169ZM211 17V16H210ZM213 17V16H212ZM232 17V16H231ZM161 19L163 18V16L162 17H160ZM172 18V17H171ZM170 18V19H171ZM218 18V17H217ZM145 19V18H144ZM160 19V20H161ZM168 19V18H167ZM166 19V16L164 17V21H165V23L168 21H171V20H167ZM183 19V18H182ZM223 19V18H222ZM156 20V21H155ZM163 20V19H162ZM199 20V19H198ZM210 20H211V18H210ZM232 20V19H231ZM233 20H235V19H233ZM133 21H136V22H134V23H132ZM163 21V22H164ZM173 21V20H172ZM191 21V20H190ZM192 21H194V19L192 20ZM215 21V20H214ZM213 21V22H214ZM226 21V20H225ZM161 22V21H160ZM216 22V21H215ZM227 22V21H226ZM225 22V23H226ZM231 22V21H230ZM233 22H235V21H233ZM242 22V21H241ZM240 22V23H241ZM244 22V21H243ZM247 22V21H246ZM180 23V22H179ZM188 23V22H187ZM191 23V22H190ZM240 23H239V25H240ZM133 24L135 25V24H137V25H135V26H133ZM141 24V25H140ZM143 24V25H142ZM158 24V25H157ZM185 24V22L183 23V25ZM193 24H196V25H198L196 22H193ZM192 24V25H193ZM246 24V23H245ZM161 25H162V22H161ZM171 25V24H170ZM174 25V24H173ZM188 25H189V23H188ZM216 25V24H215ZM224 25V24H223ZM226 25V24H225ZM238 25V24H237ZM242 25H243V23H242ZM241 25V26H242ZM142 26V27H141ZM177 26V25H176ZM185 26H186V24H185ZM184 26V27H185ZM189 26H191V24L189 25ZM193 26H195V25H193ZM216 26H218V24L216 25ZM232 26H234V24L232 25ZM232 26H229V28L231 27L232 28ZM170 27V26H169ZM174 27V26H173ZM196 27V26H195ZM198 27H199V25H198ZM204 28L203 29H206V27L205 26H203ZM226 27V26H225ZM235 27V26H234ZM158 28H162V26H160V27H158ZM177 28V27H176ZM186 28V27H185ZM187 28H188V26H187ZM186 28V29H187ZM193 27H191V29H192ZM228 28V29H229ZM253 28V29H252ZM145 29H149L148 31H146ZM164 29V28H163ZM174 29V28H173ZM180 29V28H179ZM194 29H196V28H194ZM194 29H192V30H194ZM201 29V28H200ZM202 29V30H203ZM215 29V28H214ZM219 29H221V28H219ZM218 29V30H219ZM223 29V28H222ZM228 29H227V31H228ZM233 29V28H232ZM242 29V28H241ZM156 30V29H155ZM160 30V29H159ZM175 30V29H174ZM183 30V29H182ZM231 30V29H230ZM234 30H237V29H233V31ZM239 30H240V27H239ZM157 31V30H156ZM178 31V30H177ZM181 31V30H180ZM184 31V30H183ZM201 31V30H200ZM206 31H208V29H206ZM214 31V30H213ZM224 31V30H223ZM222 31V32H223ZM241 31V30H240ZM144 32V33H143ZM146 32H148V33H146ZM153 31H151V34L153 35V33H152ZM176 32V31H175ZM174 32V33H175ZM187 32V31H186ZM192 32V31H191ZM195 32H197L196 30H195ZM195 32H193L192 34H195ZM204 32V31H203ZM155 33V32H154ZM183 34H186L185 32H182ZM190 32H188L186 35L188 36V34H189ZM205 33H207V32H205ZM227 33H229V32H227ZM226 33V34H227ZM171 34H172V32H171ZM176 34H178V33H176ZM191 34V35H192ZM209 34V33H208ZM221 34H223V33H220V35ZM225 34V33H224ZM230 34H232V32L230 33ZM147 35H146V37L145 38H147ZM190 35V34H189ZM190 35V36H191ZM196 35V34H195ZM194 35V36H195ZM228 35V34H227ZM232 35H234V32H233V34ZM231 35V36H232ZM190 36L189 37H187V38H190ZM193 36V37H194ZM226 36V35H225ZM225 36H223V37H225ZM228 36H230V35H228ZM227 36V37H228ZM231 36L229 37L230 39H231ZM157 37V36H156ZM175 37V36H174ZM201 37H203V36H201ZM219 37V36H218ZM233 37V36H232ZM142 38V37H141ZM191 39H192V37H191ZM195 40H196V36H195V38H194ZM201 38L199 37V40H200ZM204 39V38H203ZM203 39H201V40H203ZM206 39V38H205ZM224 39V38H223ZM230 39H228V40H230ZM176 40V39H175ZM190 40V39H189ZM198 40V39H197ZM196 40V41H197ZM208 40V39H207ZM232 40V41H233ZM247 40H250L249 42H247ZM191 42H192V40H190ZM127 42V41H126ZM126 42H124V43H126ZM139 42V41H138ZM172 42V41H171ZM188 42V41H187ZM195 42V41H194ZM198 42V41H197ZM197 42H196V47H199V46H202V45H199V43L197 44ZM49 43H51V45L49 44ZM140 43V42H139ZM173 43V42H172ZM180 43V42H179ZM204 42H202V44H203ZM207 43V42H206ZM123 44V43H122ZM136 44H138V43H136ZM175 44V43H174ZM200 44H201V42H200ZM197 45H199V46H197ZM209 45H210V43H209ZM181 46V45H180ZM179 46V47H180ZM120 47H121V45H120ZM165 47V46H164ZM176 47V46H175ZM182 47V46H181ZM185 47V46H184ZM193 47H194V44H193ZM225 47H226V45H225ZM228 48H230V45L229 46H227ZM231 47H232V45H231ZM124 48V47H123ZM122 48V49H123ZM137 48V47H136ZM139 48V47H138ZM118 49V50H117ZM194 49V48H193ZM192 49V50H193ZM207 49H208V46H207ZM227 49V48H226ZM112 50V51H113ZM155 50V49H154ZM153 50V51H154ZM163 50H164V48H163ZM195 50V49H194ZM193 50V51H194ZM196 50H197V48H196ZM210 50V49H209ZM224 50V49H223ZM232 50H233V47H232ZM260 50V49H259ZM63 51H65L66 52V54H62V52ZM133 51V50H132ZM186 51V50H185ZM188 51H189V49H188ZM231 51V50H230ZM64 52V53H65ZM110 52V51H109ZM134 52V51H133ZM155 52V51H154ZM156 52H157V50H156ZM203 52H204V49H203ZM225 52V54H226V51H223V52H221V53H224ZM232 52V51H231ZM234 52V51H233ZM260 52H263V50H261ZM163 53V52H162ZM165 53V52H164ZM208 53V52H207ZM158 54V53H157ZM168 54V53H167ZM185 54V53H184ZM224 54V55H225ZM228 54H230V52L228 51ZM228 54H226V55H228ZM232 54V53H231ZM261 54V53H260ZM264 54V52L262 53V55ZM133 55V57H134V54H132ZM136 55V54H135ZM170 55V54H169ZM187 55V54H186ZM193 55V54H192ZM261 55V56H262ZM99 56V57H100ZM137 56V55H136ZM155 56V55H154ZM157 56V55H156ZM171 56V55H170ZM197 57L196 58H198V55H196ZM232 56V55H231ZM185 57V56H184ZM192 57V56H191ZM195 57V56H194ZM200 57V56H199ZM202 57V56H201ZM206 57V56H205ZM217 57V56H216ZM228 57H230L229 55H228ZM1 58V57H0ZM135 58V57H134ZM166 58V57H165ZM168 58V57H167ZM226 58H227V56H226ZM225 58V59H226ZM231 58V57H230ZM229 58V59H230ZM258 58H260L261 59V57H258ZM262 58H264V56H262ZM63 59H64V61H63ZM170 60H171V58H169ZM176 59V58H175ZM192 59H193V57H192ZM195 59V58H194ZM193 59V60H194ZM201 59H204V58H201ZM217 59V58H216ZM228 59V58H227ZM99 60V59H98ZM105 60V59H104ZM196 60V59H195ZM256 60V59H255ZM259 60V59H258ZM258 60H256V61H258ZM113 61H115V60H113ZM198 61H199V59H197V63H198ZM263 61V60H262ZM18 62H21V64H22V62L24 63V65L22 66L20 63H18ZM28 64V67H25L27 64ZM94 62V61H93ZM190 62V61H189ZM189 62H187V63H189ZM192 62V61H191ZM189 63V65L191 64H196L197 65V63ZM202 62V61H201ZM260 62H261V60H260ZM96 63L97 62H95V66H96ZM166 63V65H167V62H165ZM186 63V64H187ZM221 63V62H220ZM26 64V65H25ZM99 64V63H98ZM112 64V63H111ZM173 64V63H172ZM200 64V62L198 63V65ZM202 64V63H201ZM205 64V63H204ZM212 64H214V63H212ZM212 64H208V68H204L205 69V71H206V69H211L210 68V66L212 65ZM217 64V63H216ZM219 64V63H218ZM110 65V64H109ZM174 65V64H173ZM185 65V64H184ZM189 65H187V69H188V66ZM195 65V66H196ZM198 65L196 66V68L198 67ZM233 65H231V66H233ZM254 65H256L257 67L255 68L254 67ZM56 66H58V64L56 65ZM78 66V67H79ZM98 66V65H97ZM105 66V65H104ZM127 66H128V64H127ZM127 66L125 65V67L127 68ZM133 66V65H132ZM137 66V65H136ZM139 66V65H138ZM168 66V65H167ZM186 66V65H185ZM202 66V65H201ZM200 66V67H201ZM205 66H206V64H205ZM217 66H220V65H217ZM112 67V66H111ZM134 67V66H133ZM171 67V66H170ZM191 67V66H190ZM200 67H199V69H200ZM234 67V66H233ZM129 68V67H128ZM137 68V67H136ZM193 68V67H192ZM57 69V68H56ZM60 69V68H59ZM80 69V68H79ZM194 69V68H193ZM202 70H203V66H202V68H201ZM215 69H217V67L215 68ZM227 69V68H226ZM229 69V68H228ZM232 69V68H231ZM230 69V70H231ZM107 70V69H106ZM140 70V69H139ZM196 70H198V69H196ZM201 70V71H202ZM229 70V71H230ZM235 70V69H234ZM238 70V69H237ZM262 70V69H261ZM264 70V69H263ZM56 71V70H55ZM59 71V72H60ZM108 71V70H107ZM110 71V70H109ZM112 71V70H111ZM138 71V70H137ZM190 71H191V68H190ZM217 71V70H216ZM215 71V72H216ZM243 71V70H242ZM20 72V78H21V76L23 75L24 76V78L23 79H21V81L19 82V81H17L15 78H14V75L16 74V73H19ZM79 72H81V71H79ZM105 72V71H104ZM134 72H136V71H134ZM176 72V71H175ZM199 72V71H198ZM207 72V71H206ZM214 72V71H213ZM220 72V71H219ZM232 72H234V71H232ZM232 72H230V73H232ZM235 72H237V71H235ZM67 73L69 74L68 76H67ZM132 73V72H131ZM181 73V72H180ZM212 72L210 71V74H211ZM256 75H255V74ZM81 74V73H80ZM84 74V73H83ZM119 74V73H118ZM121 74V73H120ZM207 74L208 73H206V78H207ZM221 73H219L218 75H220ZM252 74H254L255 76H253ZM54 75V74H53ZM52 75V76H53ZM71 75H74V74H71ZM88 75V74H87ZM188 74H186V76H185V78L187 77V79H188V76H187ZM211 75H213L214 76V74H211ZM222 75V74H221ZM259 75V74H258ZM261 75H262V73H261ZM118 76V75H117ZM196 76V75H195ZM201 76H202V73H201ZM208 76H209V74H208ZM223 76V75H222ZM221 76V77H222ZM236 76V75H235ZM248 76V77H247ZM250 76V77H251ZM190 77V76H189ZM204 77V76H203ZM236 77H238V76H236ZM235 77V78H236ZM37 78V80L35 81V80H33V79H36ZM193 78H195V77H193ZM214 78V80H215V77H213ZM217 78V77H216ZM234 78V79H235ZM252 78H250V79H252ZM255 78V79H256ZM260 78V77H259ZM51 79V78H50ZM70 79V78H69ZM91 79V78H90ZM180 79H182V78H180ZM205 78H202V80H204ZM228 79V78H227ZM230 79H232V78H230ZM234 79H232V81H234ZM64 80V79H63ZM71 80V79H70ZM94 80V79H93ZM189 80H191L190 78H189ZM197 80V79H196ZM208 80V79H207ZM211 80V79H210ZM209 80V81H210ZM223 80H226V78L225 79H223ZM238 80H240V79H238ZM256 80H258V79H256ZM255 80V81H256ZM49 81H51V80H49ZM51 81V82H52ZM97 81V80H96ZM187 81V80H186ZM197 81H199V80H197ZM217 81V80H216ZM215 81V82H216ZM220 81V80H219ZM243 81V80H242ZM246 80H244V82H245ZM251 81V80H250ZM250 81L248 82L247 81V83H249V84H251L250 83ZM254 81V80H253ZM252 81V83H254ZM23 82H25V84H23ZM32 82V83H31ZM60 82V81H59ZM58 82V83H59ZM184 82V81H183ZM188 82V81H187ZM191 82H194L193 80H191ZM204 82V81H203ZM213 82V84H214V81H212ZM226 82H227V80H226ZM239 82V81H238ZM29 85H28V84ZM58 83H57V87L60 85H58ZM61 83V82H60ZM100 83H101V81H100ZM99 83V84H100ZM172 83V82H171ZM182 83V82H181ZM185 83V82H184ZM195 83V82H194ZM205 83H206V81H205ZM222 83V82H221ZM233 83H235V82H233ZM232 83V84H233ZM237 83V82H236ZM240 83V82H239ZM239 83L238 84H235V85H239ZM247 83H245L246 84V86H247ZM257 83V82H256ZM86 84H87V82H86ZM85 84V85H86ZM97 84V83H96ZM176 84V83H175ZM191 84H193V83H191ZM210 84V83H209ZM209 84L207 85V86H209ZM213 84H211V85H213ZM215 84H220V83H215ZM214 84V85H215ZM228 84V83H227ZM232 84L229 86V88L230 87H232ZM244 84V83H243ZM243 84H240V87L242 88V86L244 87V85ZM13 85H15V84H13ZM12 85V86H13ZM23 85H25V86H23ZM27 85V86H26ZM49 85H51V83H48V87H49ZM69 85V84H68ZM187 85V84H186ZM197 85V84H196ZM255 85V84H254ZM253 85V86H254ZM11 86V85H10ZM93 86H95V85H93ZM101 86V85H100ZM134 86V85H133ZM171 86H172V84H171ZM170 86V87H171ZM174 86V85H173ZM179 86V85H178ZM193 86H195L194 84H193ZM201 86V85H200ZM233 86H234V84H233ZM250 85H248L247 86V89H248V87H249ZM252 86V87H253ZM52 87V86H51ZM56 87V88H57ZM79 87V86H78ZM86 87V86H85ZM99 87V86H98ZM184 87V86H183ZM183 87H182V90H184L183 89ZM186 87V86H185ZM188 88H190L189 86H187ZM196 87V86H195ZM198 87H199V85H198ZM197 87V88H198ZM210 87V86H209ZM215 87V86H214ZM217 87L219 88L220 86H218L217 85ZM217 87H215V88H217ZM237 87V86H236ZM239 87V86H238ZM255 87V86H254ZM54 88V87H53ZM74 88V87H73ZM131 88V87H130ZM137 88V87H136ZM139 88V87H138ZM142 88V87H141ZM167 88V87H166ZM176 88H178V87H176ZM186 89V90H189V89ZM192 88V87H191ZM202 88H203V86H202ZM202 88H201V92L203 91V90H205V89H203L202 90ZM233 88V87H232ZM231 88V89H232ZM235 88V87H234ZM241 88H239V89H241ZM250 88V87H249ZM30 89V88H29ZM52 89V88H51ZM68 89H69V86H68ZM99 89V88H98ZM101 89V88H100ZM173 89H175V88H172V90ZM245 88H243L242 90H244ZM246 89V90H247ZM251 90H253L252 88H250ZM250 89H249V91H250ZM20 90V89H19ZM25 90V89H24ZM24 90H22V91H24ZM32 90V89H31ZM34 90V89H33ZM49 90V89H48ZM54 91H55V89H53ZM52 90V91H53ZM157 90H159V89H157ZM180 91H181V89H179ZM185 90V91H186ZM223 90V89H222ZM230 90V89H229ZM237 90V89H236ZM242 90H237L238 92H242ZM257 90V89H256ZM72 91V90H71ZM130 91V90H129ZM194 91H196V89L194 90ZM221 91V90H220ZM234 91V90H233ZM248 91V90H247ZM162 92V91H161ZM168 92V91H167ZM172 91H170V93H171ZM175 92V91H174ZM183 92V91H182ZM199 92V91H198ZM231 92H232V90H231ZM230 92V93H231ZM237 92V93H238ZM251 92V91H250ZM55 93H57L56 91H55ZM54 93V94H55ZM94 93V92H93ZM101 93V92H100ZM130 93V92H129ZM160 93V92H159ZM169 93V92H168ZM167 93V94H168ZM176 93V92H175ZM178 93V92H177ZM184 93V92H183ZM187 93H188V91H187ZM186 93V94H187ZM190 93V92H189ZM192 93V92H191ZM229 93V94H230ZM234 93H235V91H234ZM243 93H244V91L241 93L242 95H243ZM253 93V92H252ZM254 93H255V89H254ZM259 93V92H258ZM47 94H48V92H47ZM95 94V93H94ZM97 94V93H96ZM172 94H173V92H172ZM178 94H180V93H178ZM194 94V93H193ZM196 94H198V93H196ZM201 94V93H200ZM199 94V95H200ZM205 94H206V91H205ZM204 94V95H205ZM239 94V93H238ZM245 94V93H244ZM247 94V96H248V94H250V93H246ZM245 94V95H246ZM256 94V93H255ZM254 94V95H255ZM49 95V94H48ZM52 95H53V93H52ZM164 95V94H163ZM170 95V94H169ZM198 95V96H199ZM202 95H203V93H202ZM203 95V96H204ZM227 95V94H226ZM235 95H236V93H235ZM257 96H259V95H261L260 93L259 94H256ZM255 95V96H256ZM96 96V95H95ZM173 96V95H172ZM171 96V97H172ZM177 96V95H176ZM175 96V97H176ZM183 97H186V96H184V95H182ZM189 96V95H188ZM197 96V97H198ZM212 96V95H211ZM211 96H209V99H211ZM233 96V95H232ZM240 96V95H239ZM247 96L245 97V98H247ZM251 96H252V94H251ZM262 96V95H261ZM47 97H49V96H47ZM174 97V96H173ZM172 97V98H173ZM197 97H194L195 99L197 98ZM200 97V96H199ZM236 97V96H235ZM242 97L243 96H241V100H243L242 99ZM57 98V97H56ZM59 98V97H58ZM96 98H97V96H96ZM107 98V97H106ZM150 98V97H149ZM164 98H165V96H164ZM186 98H188V97H186ZM202 98V97H201ZM205 98V97H204ZM206 98H208L207 96H206ZM220 98V97H219ZM222 98H224V96L222 97ZM231 98V97H230ZM239 98V97H238ZM251 98H254V96L253 97H251ZM259 99H262V97L260 98V97H258ZM48 100L49 99H51V98H47ZM54 99V98H53ZM130 99V98H129ZM143 99V98H142ZM151 99H152V97H151ZM151 99H150V101H151ZM171 99V98H170ZM170 99H169V101H170ZM181 99V98H180ZM191 99V98H190ZM199 99V98H198ZM221 99V98H220ZM219 99V100H220ZM226 99V98H225ZM58 100V99H57ZM56 100V101H57ZM96 100V99H95ZM98 100H99V98H98ZM108 100V99H107ZM106 100V101H107ZM127 100V99H126ZM131 100V99H130ZM139 100V99H138ZM148 100V99H147ZM168 100V99H167ZM166 100V101H167ZM171 100H174V98L173 99H171ZM194 100V99H193ZM205 100V99H204ZM207 100V99H206ZM204 101V102H207V101ZM228 100V99H227ZM232 100V99H231ZM233 100H235V99H233ZM238 100V99H237ZM30 101V100H29ZM55 101V102H56ZM59 101V100H58ZM57 101V102H58ZM94 101V100H93ZM146 101V100H145ZM166 101H164V103L166 102ZM186 101H188L187 99H186ZM197 101V100H196ZM214 101V100H213ZM221 101H222V99H221ZM239 101V100H238ZM253 101V100H252ZM30 102H32V101H30ZM50 102V101H49ZM92 102V101H91ZM96 102V101H95ZM109 102V101H108ZM133 102V101H132ZM135 102V101H134ZM149 102V101H148ZM168 102V101H167ZM174 102V104H177L176 102H177V97H176V102L175 101H173ZM192 102V101H191ZM199 102H201V101H199ZM210 102V101H209ZM217 102H219V101H217ZM223 102H224V99H223ZM226 103H227V101H225ZM229 102V101H228ZM242 102V101H241ZM241 102H239V103H241ZM245 102V101H244ZM255 102V101H254ZM34 103V102H33ZM54 103V102H53ZM52 103V104H53ZM99 103V102H98ZM128 103V102H127ZM151 103V102H150ZM202 103V102H201ZM213 103V102H212ZM231 103V102H230ZM238 103V104H239ZM47 104L48 103H46V105H45V107L43 108V111H44V113L46 114V116H44V118L46 117H48L47 115V109H48V107H47ZM68 104V103H67ZM72 104V103H71ZM95 104V103H94ZM118 104V103H117ZM125 104V103H124ZM131 104V103H130ZM138 104H140L139 102H138ZM167 104V103H166ZM196 104V103H195ZM197 104H198V101H197ZM196 104V105H197ZM220 104H223L222 102L220 103ZM32 105V104H31ZM42 105H43V102H42ZM54 105V104H53ZM52 105V106H53ZM56 105L58 106V103H56ZM74 105V104H73ZM114 105V104H113ZM152 105H154V104H152ZM165 105V104H164ZM187 105V104H186ZM188 105H189V101H188ZM200 105H204V104H200ZM214 105V104H213ZM217 105V104H216ZM228 105V104H227ZM234 105H236V104H234ZM254 105V104H253ZM56 106V107H57ZM119 106V105H118ZM124 106H126V105H124ZM139 106V105H138ZM149 106V105H148ZM156 106V105H155ZM170 106V105H169ZM168 106V107H169ZM191 106V105H190ZM193 106V105H192ZM205 106V105H204ZM219 105H217V107H218ZM221 106V105H220ZM32 107V106H31ZM43 107V106H42ZM53 107H55V106H53ZM133 107V106H132ZM158 107V106H157ZM176 107V106H175ZM194 107H195V105H194ZM193 107V108H194ZM199 107H201V106H199ZM226 107H228V106H226ZM230 107V106H229ZM52 108V107H51ZM60 107H58V109H59ZM66 108H67V106H66ZM115 108V107H114ZM123 108H125V107H123ZM136 108V107H135ZM148 108V107H147ZM162 108V107H161ZM171 108V107H170ZM192 108V109H193ZM208 108H209V106H208ZM207 108V109H208ZM233 108V107H232ZM72 109H73V107H72ZM130 109V108H129ZM141 109V108H140ZM144 109V108H143ZM152 109H154V108H152ZM164 109V108H163ZM169 109V108H168ZM191 109V108H190ZM200 109V108H199ZM210 109L212 110V105H211V107H210ZM218 109H219V107H218ZM226 109H228V108H226ZM230 109V108H229ZM62 110H63V108H62ZM106 110V109H105ZM138 110V109H137ZM157 110V109H156ZM179 110V109H178ZM206 110V109H205ZM210 110V111H211ZM215 109L213 108V111H214ZM220 110H222L223 111V109L221 108ZM242 111H240V110H238L240 113H243V111L245 110H243V109H241ZM250 110V109H249ZM252 110V109H251ZM251 110H250V112H251ZM50 111V110H49ZM52 111H54V109L52 110ZM52 111H51V113H52ZM57 111V110H56ZM136 111V110H135ZM143 111V110H142ZM145 111V110H144ZM151 111H153V110H151ZM161 111V110H160ZM174 111V110H173ZM193 111H194V109H193ZM202 111V110H201ZM201 111H200V117L203 119V121L202 122H204L206 119H208L209 117H210V115H208V116H206V115H204V114H202L201 113ZM204 111V110H203ZM207 111V110H206ZM238 111H236V113L235 114H237V113H239ZM260 111V110H259ZM126 112V111H125ZM147 112H149V111H147ZM158 112H159V110H158ZM168 112V111H167ZM171 112V111H170ZM181 112H183L182 110H181ZM180 112V113H181ZM189 112V111H188ZM195 112V111H194ZM215 112V111H214ZM214 112H212L213 113V116L212 117H214V115H215V118L216 117H219V120L220 121H223L222 122V124L229 118V113H226L225 114V112H227V110L224 112V114H222V115H218V114H215V113H218L219 112V110H218V112H217V110H216V112L214 113ZM244 112H246V110L244 111ZM247 112H249V111H247ZM256 112V114H257V111H255ZM49 113V112H48ZM51 113H49V114H51ZM110 113H112V112H110ZM109 113V114H110ZM114 113V112H113ZM117 113V112H116ZM115 113V114H116ZM139 113V112H138ZM137 113V114H138ZM145 113V112H144ZM180 113H178V114H180ZM197 113H198V111H197ZM203 113H205V112H203ZM211 112L209 113V114H212ZM230 113H231V111H230ZM71 114V113H70ZM95 114H97V113H95ZM118 114V113H117ZM158 114V113H157ZM156 114V115H157ZM160 114V113H159ZM165 114V113H164ZM185 114H186V112H185ZM193 114V113H192ZM206 114H208V111H207V113ZM244 114V113H243ZM253 114V113H252ZM57 115V114H56ZM55 115V116H56ZM62 115V114H61ZM60 115V116H61ZM145 115V114H144ZM168 115H170V114H168ZM172 115V114H171ZM181 115V114H180ZM187 115V114H186ZM246 115H247V113H246ZM260 114L258 113L257 115H256V117L257 116H259ZM38 116V115H37ZM55 116H54V114H53V116L52 117H54L55 118ZM66 116V115H65ZM67 116H68V114H67ZM102 116V115H101ZM107 116V115H106ZM109 116V115H108ZM112 116V115H111ZM149 116V115H148ZM162 116H163V114H162ZM175 116V115H174ZM177 116V115H176ZM182 116L184 117V115L182 114ZM181 116V117H182ZM193 116H194V114H193ZM198 116V115H197ZM240 116H242L241 114H239V116H238V114H237V119H238V117H240ZM51 117V116H50ZM72 118V120H74L73 118V116H71ZM116 117V116H115ZM143 117V116H142ZM144 117H146V116H144ZM180 117V116H179ZM182 117V118H183ZM187 117L188 118H190L191 119V117L190 116H186V119H187ZM195 117H196V115H195ZM195 117H194V119L192 118L191 120H195ZM199 117V116H198ZM197 117V118H198ZM200 117L198 118V119H200ZM231 117V116H230ZM235 117V116H234ZM245 117V116H244ZM243 117V118H244ZM256 117H254V118H252L253 120L250 122L252 125H254V124H256V125H258L259 127L258 128H261V125H262V128L264 129V123H263V119L262 118H256ZM45 118V119H46ZM58 118V117H57ZM93 118V117H92ZM124 118V117H123ZM141 118V117H140ZM155 118H157V117H155ZM176 118V117H175ZM241 118V117H240ZM251 118V117H250ZM45 119H43V120H41V117H40V119L39 118H35V121H36V124H37V126H36V128H35V138L37 139L38 137L40 138V139H42L44 142V144L46 145V146H43V145H41L42 146V148H47V136L48 135H53V133L55 132V127H57V125H59V124H57L56 126L54 125V128H51V126H49V125H51L50 123H52V122H49V125L47 124V119L45 120ZM49 119V118H48ZM60 119V118H59ZM65 119V120H64ZM68 119H69V117H68ZM110 119V118H109ZM144 119V118H143ZM164 119V118H163ZM170 119V118H169ZM177 119V118H176ZM185 119V118H184ZM189 119V120H190ZM210 119V118H209ZM209 119H208V121H209ZM214 119V118H213ZM218 119V118H217ZM216 119V121H214V122H219L218 124H220L219 126H221L222 124L220 123V121L219 120H217ZM230 119V118H229ZM242 119V118H241ZM49 120H51V119H49ZM52 120H54V119H52ZM62 120H64L63 122H61V123H63V125L67 128V129H71L72 128V125H71V128H70V121L71 120H67V118L65 117V118H63ZM61 120V121H62ZM95 120V119H94ZM99 120V119H98ZM116 120V119H115ZM129 120V119H128ZM164 120H166V118L164 119ZM172 120V119H171ZM189 120H186L188 123H189ZM234 120H235V118H234ZM240 120V119H239ZM245 120H246V118H245ZM247 120H248V118H247ZM58 121V119L55 121V123ZM80 121V120H79ZM100 121V120H99ZM104 121V120H103ZM109 121V120H108ZM131 121V120H130ZM138 121V120H137ZM180 121H181V118H180ZM192 121V124L195 122H193ZM207 121V120H206ZM211 121H212V118H211ZM237 121V120H236ZM242 120H240V122H241ZM244 121V120H243ZM111 122V121H110ZM161 122H162V120H161ZM164 122H166V121H164ZM163 122V123H164ZM191 122V121H190ZM234 122V121H233ZM239 122V121H238ZM54 123V122H53ZM83 123V122H82ZM90 123V122H89ZM88 123V124H89ZM97 123V122H96ZM108 123V122H107ZM113 123V122H112ZM115 123V122H114ZM129 123V122H128ZM183 123V122H182ZM181 123V124H182ZM196 123H198V122H196ZM213 123V122H212ZM211 123V124H212ZM234 123H236V122H234ZM234 123H232L231 122V124L229 123V125H233ZM245 124H246V121L244 122ZM260 123H262V124H260ZM73 124V123H72ZM91 124H93V123H91ZM98 124V123H97ZM100 124V123H99ZM110 124V123H109ZM132 124V123H131ZM139 124V123H138ZM167 124V123H166ZM165 124V125H166ZM169 124V123H168ZM184 124V123H183ZM185 124H187V123H185ZM206 123L204 122L202 125H205ZM207 124H209L207 127L208 128H212V126H210V123L208 122ZM217 124V123H216ZM217 124V125H218ZM239 125H241V124H243V122L240 124V123H238ZM247 124L249 125V123L247 122ZM47 125L51 128V129H54V132H52V130H49L50 132H52L51 134H48L47 133ZM75 125V124H74ZM101 125V124H100ZM118 125V124H117ZM127 125V124H126ZM133 125V124H132ZM155 126H156V124H154ZM178 125H180V123L178 124ZM178 125L177 126H175V127H178ZM237 125V124H236ZM236 125H235V127H234V125H233V127L234 128H236V131H237V128L238 127H236ZM79 126V125H78ZM93 126H94V124H93ZM92 126V127H93ZM96 126V125H95ZM94 126V127H95ZM97 126H99V125H97ZM96 126V127H97ZM141 126V125H140ZM150 126V125H149ZM182 126V125H181ZM185 126V128H186V130H188L187 129V126L186 125H184ZM183 126V127H184ZM199 126V124L197 125V127ZM214 126H215V123H214ZM247 126V125H246ZM59 127H61V126H59ZM64 127V128H65ZM75 127V126H74ZM101 127V126H100ZM153 127V126H152ZM162 127V126H161ZM173 127V126H172ZM183 127H181V128H183ZM199 127H203V126H199ZM241 127H243V126H241ZM241 127H239V129H241ZM105 128V127H104ZM124 128V127H123ZM184 128V129H185ZM215 128H217V127H215ZM214 128V129H215ZM220 127H218L217 129H219ZM232 127L230 126V129H231ZM253 128V126L251 127V129ZM74 129V128H73ZM81 129H83V128H81ZM128 129V128H127ZM149 129V128H148ZM155 129V128H154ZM170 129H171V127H170ZM178 129V131H179V128H177ZM207 128H205V130H206ZM227 128H225V130H226ZM238 129V130H239ZM245 129H247L246 127H245ZM245 129H244V131H245ZM263 129H258L259 131L261 130L262 131V133H263ZM92 130H94V129H92ZM95 130H98V129H95ZM103 130V129H102ZM196 130V129H195ZM201 130V129H200ZM205 130H203L202 129V131H204V133H205ZM216 130V129H215ZM248 130V129H247ZM246 130V131H247ZM252 130H254V128L252 129ZM256 130V129H255ZM255 130H254V132H255ZM62 131H63V127H62ZM71 131V133L73 132L72 130H70ZM160 131V130H159ZM169 131V130H168ZM175 131V130H174ZM183 131H185V130H183ZM211 132H212V129L210 130ZM210 131H208V129H207V131L206 132H210ZM214 131V130H213ZM228 131V136H230V133H229V130H227ZM241 131H243V130H240L239 132H238V134H242V133H240ZM49 132V133H50ZM75 132V131H74ZM80 132V131H79ZM99 132V131H98ZM127 132V131H126ZM156 132H157V130H156ZM156 132H153L154 134H156V136H157V133ZM180 132V131H179ZM194 132V131H193ZM201 132V131H200ZM210 132V133H211ZM223 132V131H222ZM221 132V133H222ZM231 132V131H230ZM233 132V131H232ZM249 132H250V128H249ZM252 132V131H251ZM250 132V134H248V135H252V133L254 134V132H252L251 133ZM58 133H60V132H58ZM77 133V132H76ZM148 133V132H147ZM162 133V132H161ZM171 133H172V131H171ZM187 132H185L184 133V135H187L186 134ZM189 133V132H188ZM202 133V132H201ZM209 133V134H210ZM217 133V132H216ZM246 133H248V132H246ZM260 133L261 132H259V136H260ZM261 133V134H262ZM48 134V135H47ZM79 134V133H78ZM77 134V135H78ZM87 134V133H86ZM128 134V133H127ZM140 134V133H139ZM138 134V135H139ZM168 134V133H167ZM192 134V133H191ZM194 134V133H193ZM195 134H196V132H195ZM199 134V133H198ZM203 134V133H202ZM219 134V133H218ZM223 134H225V133H223ZM226 134H227V132H226ZM73 135L75 136V134L73 133ZM89 135V134H88ZM88 135H87V137H88ZM124 135V134H123ZM174 135V134H173ZM183 135V136H184ZM205 135V134H204ZM232 135H234V133L232 134ZM256 135V134H255ZM57 136V135H56ZM67 136V135H66ZM92 136V135H91ZM94 136H95V133H94ZM126 136H128V135H126ZM125 136V137H126ZM170 136H172L171 134H170ZM188 136V135H187ZM187 136H186V138H187ZM198 136H200V135H198ZM213 136V135H212ZM211 136V137H212ZM225 136V135H224ZM228 136H226L225 138H227ZM235 136V135H234ZM242 136H243V134H242ZM242 136H240V137H242ZM253 136V135H252ZM257 136H258V134H257ZM256 136V137H257ZM49 137V136H48ZM50 137H52V136H50ZM82 137V136H81ZM80 137V138H81ZM86 137V138H87ZM98 137H99V135H98ZM133 137V136H132ZM131 137V138H132ZM144 137V136H143ZM154 137V136H153ZM165 137V136H164ZM179 137H180V134H179ZM190 137V136H189ZM192 137V136H191ZM195 137V136H194ZM231 137V136H230ZM240 137H239V139H240ZM244 137V136H243ZM242 137V138H243ZM246 137V136H245ZM255 137V136H254ZM264 137V136H263ZM75 138H76V136H75ZM94 138V137H93ZM127 138V137H126ZM140 138V137H139ZM160 138V137H159ZM173 138V137H172ZM171 138V139H172ZM180 138H182V137H180ZM210 138V137H209ZM234 138L235 139H237V137L235 136V137H232L231 139L233 140H231V139H229V137L227 138V139H229V141L231 140L232 142H234L235 141V143H238V142H236V140H234ZM241 138V139H242ZM76 139H78V138H76ZM82 139V138H81ZM80 139V140H81ZM83 139H85L84 137H83ZM125 138H123V140H124ZM136 139V138H135ZM162 139V138H161ZM169 139V138H168ZM170 139V140H171ZM174 139V138H173ZM173 139H172V141H173ZM176 139H178L177 137H176ZM182 139H184V142H185V136H184V138H182ZM190 139V138H189ZM238 139V140H239ZM241 139H240V141L239 142H241ZM247 139V138H246ZM257 139V138H256ZM115 140V139H114ZM117 140H118V138H117ZM142 140V139H141ZM188 140V139H187ZM193 140H196V139H193ZM192 140V141H193ZM83 141H85V140H83ZM88 141V140H87ZM91 141H93L92 139H91ZM135 141V140H134ZM163 141V140H162ZM177 141V140H176ZM179 141H183V140H179ZM209 141H210V139H209ZM225 141H227L226 139H225ZM228 141V142H229ZM251 140L249 139V142H250ZM258 140H256V144L257 143H259V142H257ZM80 142V141H79ZM169 142V141H168ZM171 142V141H170ZM202 142H204V141H202ZM223 142V141H222ZM242 142H244V144H245V140L244 141H242ZM249 142L247 141V143L249 144ZM253 141H251L250 143H252ZM36 143V145H37V142H35ZM42 143V144H43ZM78 143V142H77ZM81 143V142H80ZM83 143V142H82ZM81 143V144H82ZM88 143H90V142H88ZM146 143V142H145ZM164 143V142H163ZM171 143H173V142H171ZM197 143V142H196ZM196 143H194V146H197V144ZM200 143V142H199ZM210 143V142H209ZM221 143V142H220ZM231 143V142H230ZM254 143V142H253ZM52 144V143H51ZM80 144V145H81ZM84 144V143H83ZM87 144V143H86ZM166 144V143H165ZM170 144V143H169ZM168 144V145H169ZM189 144V143H188ZM196 144V145H195ZM216 143H214V145H215ZM222 144H224V142L222 143ZM232 144H234V143H232ZM232 144H230V146L232 145ZM242 144V143H241ZM240 144V145H241ZM247 144V145H248ZM61 145V144H60ZM76 145V144H75ZM78 145H79V143H78ZM88 145V144H87ZM110 145V144H109ZM135 145V144H134ZM174 145V144H173ZM182 145L184 146L185 145V143L184 144H181V146H179V148H181L182 147ZM192 145V144H191ZM207 145V144H206ZM211 145V144H210ZM216 145H218V144H216ZM227 145V144H226ZM229 145V144H228ZM235 145H239V144H235ZM234 145V147L235 148H237L236 146ZM251 145H253L254 146V144H251ZM40 146V147H41ZM83 146V145H82ZM113 146V145H112ZM127 146V145H126ZM129 146V145H128ZM169 146H171V145H169ZM205 146V145H204ZM212 146V145H211ZM221 146V145H220ZM223 146V145H222ZM221 146V147H222ZM241 146H243V145H241ZM245 146H246V144L243 146V147H240V148H245ZM252 146V147H253ZM257 147H258V145H256ZM39 147V146H38ZM52 147V146H51ZM81 147V146H80ZM115 147H116V145H115ZM118 147H120L119 145H118ZM117 147V148H118ZM124 147H125V145H124ZM154 147V146H153ZM185 147H187V146H185ZM184 147V148H185ZM189 147H190V145H189ZM189 147H188V149H189ZM215 147V146H214ZM213 147V148H214ZM229 147V146H228ZM232 147V146H231ZM250 146L248 145V148H249ZM61 148V147H60ZM66 148V147H65ZM131 148V147H130ZM147 148V147H146ZM155 148V147H154ZM164 148V147H163ZM178 148V149H179ZM184 148H182V149H184ZM197 147H195V149H196ZM207 148H209L210 149V147H207ZM206 148V149H207ZM219 148V147H218ZM217 148V149H218ZM239 148V147H238ZM247 148V147H246ZM41 149V148H40ZM86 149V148H85ZM84 149V150H85ZM114 149H116V148H114ZM124 149V148H123ZM126 149L128 150L129 148H127L126 147ZM170 149H172L171 147H170ZM170 149H169V151H170ZM174 149V148H173ZM177 149V148H176ZM175 149V150H176ZM178 149L176 150V151H178ZM186 149V148H185ZM198 149H199V147H198ZM203 149V148H202ZM220 149V148H219ZM219 149H218V151H219ZM228 149V148H227ZM57 150V149H56ZM60 150V149H59ZM64 150V149H63ZM67 150V149H66ZM73 150V149H72ZM79 150V149H78ZM81 150V149H80ZM125 150V149H124ZM180 150V149H179ZM200 151H201V149H199ZM211 150V149H210ZM216 150V148L215 149H212L211 150V152H214ZM223 150H226V148H225V145L223 146ZM244 150L245 149H241V151H243L244 152ZM109 151H111V150H109ZM126 151V150H125ZM125 151H123L122 150V152H125ZM130 151V150H129ZM132 151V150H131ZM138 151V150H137ZM146 151V150H145ZM163 151V150H162ZM173 151V150H172ZM183 152H184V150H182ZM181 150H180V152H182ZM188 151V150H187ZM196 151V150H195ZM205 151V150H204ZM207 151V150H206ZM220 151H221V149H220ZM227 151H229L230 152V150L228 149ZM227 151H226V153H227ZM234 151V152H233ZM264 151V150H263ZM261 152V153H263L264 154V152ZM76 152H78L77 150H76ZM179 152V151H178ZM177 152V153H178ZM179 152V153H180ZM191 152V151H190ZM197 152V151H196ZM199 152V151H198ZM208 152H209V150H208ZM216 152V151H215ZM221 152H223V151H221ZM220 152V153H221ZM245 152H247V153H249V155H248V157H246V155L245 154H247V153H245L244 154V156H245V158H247V160L249 159V156H251V157H254L253 159H249L248 160V162H250V164H247L246 163V167H244V166H241V165H239V166H237V164L240 162L238 159V163H235L234 162V160L232 161V160H230L231 162H234V164H229V163H225V164H229V166L228 167H226V165H225V167H223V165H221V164H217L216 163V161H214L213 160V155L214 154H216V153H213V155H212V160L210 161L209 159H207V158H205V159H207V160H209V161H207V160H205L203 157V159H204V161H203V164H201V166L198 164V166L201 168L202 167V169H200L199 167L197 168L196 167V165H195V162H192L191 160H190V162H192V164H194V166L195 167H190L189 166V162L187 163L186 161V163H187V165H188V167H190V169L188 170V175L186 176V178H189V181L187 180V181H184L183 182V180H182V182L183 183H187V186H184V187H186L187 189H185L183 186H180V187H175V188H173L174 186H172L174 183H175V181L177 182L178 180L175 178L176 176V174L174 175V174H172V175H170L168 172H167V170L165 171V172H167V173H163V174H161L160 173V171L158 172V174L160 175L159 177V179L161 180V183H162V186H163V189L165 190V189H170L171 191H172V189H175V190H173L172 191V193L171 192H169V193H167L168 194V196H166L165 198H163V197H161L162 199H164V200H160V198H154L153 199V197H151L152 199H153V203H159V204H157V205H160V207L158 206V207H156V208H158L157 209V211L159 212L158 213V215H160L161 217V220H162V222H163V224L164 225H170L171 226V228L172 227H174V225L176 226V228H180V232L182 233V232H184V233H186L187 234V239L184 241V244H185V247L183 248L184 250L183 251H181V246H180V248H179V246L176 248L175 247V240L177 239H172V238H175V237H173V236H175V235H173V232H172V230H171V232H170V227H165V228H163L162 230L164 231V229H167V230H165V232L166 233H169V234H163V235H167V236H164V239L166 238V237H168L167 238V240L168 241H164L163 242V245L161 246V251H160V255L159 256H156L157 258H156V262H155V264H184L183 263V261H186V264L188 263V264H198V261L199 260H201L202 261V264H237V259L239 260V263H241V264H264V235L263 236H261V233L264 231V166H262L261 164H259V161H261L260 160V156H262V155H260L259 156V153H258V148L257 149H249L248 151L246 150ZM69 153V152H68ZM109 153V152H108ZM113 153V152H112ZM119 153H121V152H119ZM118 153V154H119ZM139 153V152H138ZM150 153H152V152H150ZM149 152H148V154H150ZM160 153H162V152H160ZM160 153H158V154H160ZM175 153V152H174ZM173 153V154H174ZM176 153V154H177ZM179 153H178V156H180L179 155ZM189 153V152H188ZM192 153H194L193 152V150H192ZM191 153V154H192ZM210 153V152H209ZM208 153V154H209ZM232 153H234V154H236V155H234V154H232ZM60 154V153H59ZM64 154H66V153H64ZM70 154V153H69ZM122 154V153H121ZM148 154H147V156H148ZM163 154V153H162ZM161 154V155H162ZM173 154H172V156H173ZM175 154V155H176ZM200 154V153H199ZM205 154V153H204ZM211 154V153H210ZM218 154V153H217ZM216 154V155H217ZM225 154V153H224ZM229 154V155H228ZM227 155L228 156H230L231 154V156H234V158L235 157H237L238 158V156H237V152L235 151V150H233V148L231 149V154L230 153H228ZM242 153H240V155H241ZM125 153H124V157H125ZM132 155H133V153H132ZM134 155H135V153H134ZM133 155V156H134ZM160 155V156H161ZM164 155V154H163ZM166 155V154H165ZM170 155V154H169ZM183 155V154H182ZM181 155V156H182ZM188 155V154H187ZM187 155L185 156V157H187ZM198 155V154H197ZM206 155V154H205ZM215 155V156H216ZM239 155V154H238ZM60 156H62V155H60ZM59 156V157H60ZM67 156V155H66ZM112 156V155H111ZM117 156V155H116ZM116 156L114 157V158H116ZM127 156H130V155H128V152H127ZM139 156V155H138ZM143 156H146V155H144L143 154ZM146 156V157H147ZM155 156V155H154ZM157 156V155H156ZM159 156V159L162 157H160ZM168 156V155H167ZM189 156V155H188ZM193 156H196V155H194L193 154ZM199 156V155H198ZM209 156V155H208ZM230 156V157H231ZM98 157V156H97ZM119 157V156H118ZM121 158H122V160L124 159V157L123 156H120ZM131 157V156H130ZM128 158V157H125V162H124V168H123V171L119 174L118 173V175H117V178L119 179H116V178H113V179H116V181L115 182H117V180H118V184L120 185V189H122L123 191H124V195H126L125 194V189L131 184V183H133L134 181H133V175H132V173H130V171H128L129 169H127L126 167H128L129 165H130V163H131V161H133V160H131L132 158ZM207 157V156H206ZM217 157V156H216ZM219 157V156H218ZM224 157V156H223ZM223 157H222V159H223ZM241 157H243V155L241 156ZM241 157H239V158H241ZM100 158V157H99ZM105 158V157H104ZM120 158V159H121ZM137 158V155H136V157H135V159H134V157H133V159L134 160H137L136 159ZM165 158V157H164ZM167 158V157H166ZM166 158H165V160H166ZM173 158V157H172ZM190 158V157H189ZM192 158V157H191ZM190 158V159H191ZM195 158V157H194ZM199 158H201V156L199 157ZM211 158V157H210ZM225 158H227V157H224V159L223 160H225ZM95 159H97V158H94V160ZM101 159V158H100ZM106 159V158H105ZM120 159H118V161H120L121 162V164L123 163ZM145 159V158H144ZM148 159V158H147ZM154 159H155V157H154ZM154 159H153V161H154ZM169 159V158H168ZM176 159V161H177V159H179V158H175ZM174 159V160H175ZM187 161H189L188 160V158H185ZM198 159V158H197ZM202 159V160H203ZM214 159H216L217 160V158H214ZM221 159V158H220ZM220 159L218 160V161H220ZM231 159V158H230ZM232 159H233V157H232ZM93 160V161H94ZM116 160V159H115ZM149 160V159H148ZM151 160H152V158H151ZM164 160V161H165ZM180 160V159H179ZM182 160H184V158H182ZM201 160V159H200ZM199 160V161H200ZM202 160H201V162H202ZM222 160V161H223ZM228 160V159H227ZM226 160V161H227ZM240 160H242V159H240ZM246 160V161H247ZM101 161H102V159H101ZM105 161V160H104ZM109 162H110V160H108ZM118 161H116V162H118ZM141 161V160H140ZM155 161H157V157H156V160ZM154 161V162H155ZM229 161V162H230ZM243 161V160H242ZM241 161V162H242ZM95 162V161H94ZM93 162V163H94ZM97 162V161H96ZM112 162V161H111ZM110 162V163H111ZM150 162V161H149ZM167 162H168V160H167ZM180 162V161H179ZM225 162V161H224ZM224 162H221L220 161V163H224ZM244 162H245V160H244ZM92 163V164H93ZM101 163V162H100ZM110 163H107V164H110ZM113 163H114V160H113ZM152 163V162H151ZM172 163V162H171ZM184 163V162H183ZM182 163V164H183ZM196 163H198L197 161H196ZM219 163V162H218ZM96 164V163H95ZM117 164V163H116ZM116 164H115V166L114 167H116ZM119 164V163H118ZM121 164H119V166H121ZM146 164H148V162L146 163ZM160 164V163H159ZM163 164V163H162ZM185 164V163H184ZM262 164H263V162H262ZM123 165V164H122ZM153 166H154V164H152ZM155 165H157V162L155 163ZM179 165H181V164H179ZM243 165H245V163L243 164ZM110 166H112V165H109V167ZM132 166V165H131ZM141 166H142V164H141ZM163 166V165H162ZM166 166V165H165ZM168 166V165H167ZM178 166V165H177ZM176 166V167H177ZM183 166V165H182ZM186 166V165H185ZM193 166V165H192ZM91 167V166H90ZM109 167H108V169H109ZM142 167H144V166H142ZM146 167H147V165H146ZM145 167V168H146ZM157 167V166H156ZM164 167V166H163ZM180 167V166H179ZM187 167V168H188ZM89 168V167H88ZM92 168H93V166H92ZM111 168V167H110ZM117 168V167H116ZM131 168V167H130ZM150 168V167H149ZM168 168H169V166H168ZM171 169H173L172 167H170ZM170 168H169V170H170ZM94 169V168H93ZM114 169V168H113ZM120 169V168H119ZM148 169V168H147ZM152 169V168H151ZM151 169H150V171H151ZM158 169V168H157ZM163 169V168H162ZM161 169V170H162ZM176 169V168H175ZM175 169H173V170H175ZM182 169V168H181ZM180 169V170H181ZM183 169H185V168H183ZM183 169L181 170V171H183ZM229 169V170H228ZM95 170V169H94ZM100 170H102V169H100ZM117 170H118V168H117ZM133 170V169H132ZM144 170V169H143ZM146 170V169H145ZM154 170H156V169H154ZM153 170V171H154ZM114 171V170H113ZM120 171V170H119ZM177 171H178V168H177ZM98 172V171H97ZM105 172V171H104ZM118 172V171H117ZM186 172V171H185ZM109 173V172H108ZM134 173H136V172H134ZM133 173V174H134ZM142 173V172H141ZM145 172H143V174H144ZM156 172H154V174H155ZM171 173V172H170ZM182 173V172H181ZM181 173H179V175L181 174ZM115 174H117L116 173V171H115ZM146 174V173H145ZM151 174V173H150ZM167 174V175H166ZM183 174V173H182ZM52 175V174H51ZM109 175V174H108ZM147 175H149V173L147 174ZM146 175V176H147ZM153 175V174H152ZM152 175H150V176H152ZM170 175V176H169ZM178 175V174H177ZM38 176H41V175H38ZM135 176V175H134ZM155 176V175H154ZM181 176H184V175H181ZM184 176V177H185ZM55 177V176H54ZM100 177V176H99ZM104 177V176H103ZM108 177V176H107ZM142 177V176H141ZM153 177V176H152ZM151 177V178H152ZM41 178V177H40ZM39 178V179H40ZM49 178V177H48ZM75 178V177H74ZM76 178H78V177H76ZM110 179L108 180V181H110V180H112L113 181V179H111V177H109ZM183 178V177H182ZM185 178V179H186ZM51 179H52V177H51ZM98 179V178H97ZM103 179V178H102ZM108 179V178H107ZM140 179V178H139ZM142 179V178H141ZM37 180V179H36ZM106 180V179H105ZM145 180H146V178H145ZM49 181H50V179H49ZM49 181H47V176H43L41 179H40V181H38V184L40 183L41 185H42V190L40 191V192H37V193H35L34 195H35V197H42L43 198V200L44 199H46V200H50V198H48L47 197V186H49V184L47 185V183L49 182ZM61 181V180H60ZM107 181V182H108ZM153 182H154V180H152ZM50 182H53V180L52 181H50ZM62 182V181H61ZM92 182V181H91ZM150 182L151 181H149V180H147V182L146 181H143V180H140V181H138V179H137V182H134V184L136 185V186H138L139 187V189L138 190H140V191H142V192H146V194H147V196H148V193H150L149 191H153V190H151L152 188H153V185H155L153 182H151V184H150ZM168 182H170L169 184H168ZM36 182H34V184H35ZM114 183V182H113ZM112 182H111V184H112V186L114 185ZM158 183V182H157ZM157 183H156V185H157ZM80 185L82 184V182L81 183H79ZM103 184V183H102ZM111 184H109L108 183V185H111ZM168 184V185H167ZM180 184H182V183H180ZM51 185V184H50ZM107 184H105L104 186H106ZM116 185H117V183H116ZM160 185V184H159ZM158 185V186H159ZM88 186V185H87ZM87 186H84V185H81L80 186V188H78L77 189V191H75L76 193H77V195L78 196H76L75 195V193H73V191H66V190H64V193L63 194H60V199L58 198V199H56V198H54L56 201H52L51 200V202H44V203H48L49 205H50V203L51 204H53L52 202H57V203H59V206H60V204H63V205H65L66 206V208H67V210L69 211V210H73V206H78L79 204H81V203H84L85 201H88L89 203H87V206L88 207H86V210H84L85 212V215H86V218H87V216H90V217H92V219H94L99 213H101V210L99 209V202L97 201L96 202V196L94 195V192L93 193H90V191H88V190H90L89 189V187H87ZM89 186H91V185H89ZM158 186H157V188H158ZM51 187V186H50ZM73 187V186H72ZM108 187V186H107ZM122 187V188H121ZM64 188V187H63ZM109 188V187H108ZM111 188V187H110ZM109 188V189H110ZM113 188V187H112ZM115 188V187H114ZM113 188V189H114ZM156 188V189H157ZM159 188H160V186H159ZM172 188V189H171ZM48 189H49V187H48ZM71 189H73V188H71ZM107 189V188H106ZM109 189H107V190H109ZM154 189V188H153ZM92 190V189H91ZM112 190V189H111ZM110 190V192H112ZM115 190V189H114ZM121 190V191H122ZM155 190V189H154ZM161 190H162V188H161ZM164 190H162L161 192L162 193H159V194H163L164 193V195L166 194L165 192H164ZM169 190V191H170ZM49 191V190H48ZM54 191V190H53ZM56 191V190H55ZM66 191V192H65ZM117 191V190H116ZM134 191V190H133ZM136 191V190H135ZM140 191L139 192H137V194L139 193V194H141L140 193ZM156 191V190H155ZM157 191H159V189L157 190ZM166 191H168V190H166ZM127 192V191H126ZM96 193V192H95ZM102 193V192H101ZM116 193V192H115ZM128 193V192H127ZM57 194V193H56ZM58 194H59V192H58ZM105 194V193H104ZM112 194V193H111ZM129 194V193H128ZM151 194H152V192H151ZM158 194V195H159ZM50 195V194H49ZM73 195L75 196V199H73V198H71V196L73 197ZM160 195V196H161ZM55 196V195H54ZM57 196V195H56ZM116 196V195H115ZM139 195H137V197H138ZM142 196H145L144 194H142ZM155 196H156V194H155ZM159 196V197H160ZM34 197V198H35ZM121 197V196H120ZM119 197V198H120ZM133 197V196H132ZM135 197H136V195H135ZM48 198V199H47ZM101 198V197H100ZM126 198H127V196H126ZM40 199L41 198H39V201H40ZM99 199V198H98ZM116 199H117V197H116ZM121 199V198H120ZM123 199L124 198H122V202H123ZM128 199V198H127ZM140 199V198H139ZM145 199V198H144ZM143 199V200H144ZM147 199V198H146ZM150 199V198H149ZM149 199H148V202H149ZM109 200V199H108ZM126 199H124V201H125ZM137 200V199H136ZM142 199H140V201H141ZM151 200V199H150ZM128 201H130V200H127V202ZM131 201H133L132 199H131ZM146 201V200H145ZM36 202V201H35ZM43 202V201H42ZM118 202V201H117ZM120 202V201H119ZM126 202V201H125ZM133 202H135V201H133ZM132 202V203H133ZM142 202V201H141ZM109 203V202H108ZM161 203V204H160ZM36 204V203H35ZM56 204V203H55ZM54 204V205H55ZM102 204V203H101ZM123 204H125V203H123ZM122 204V205H123ZM140 204V203H139ZM138 204V205H139ZM151 204V203H150ZM44 205H46V204H44ZM57 205V204H56ZM106 205V204H105ZM121 205V204H120ZM141 205H142V203H141ZM46 206H48V205H46ZM45 206V207H46ZM64 206V207H65ZM119 206V205H118ZM128 206V205H127ZM130 206H131V203H130ZM133 206V205H132ZM143 206V205H142ZM148 206V205H147ZM152 206H155V205H152ZM57 207H58V205H57ZM61 207H63V206H60V209H61ZM121 207H124V206H121ZM14 208V207H13ZM65 208V209H66ZM79 208V207H78ZM148 208H150V207H148ZM153 208V207H152ZM48 209H50V207L48 208ZM65 209H64V211H65ZM75 209H76V207H75ZM123 209V208H122ZM125 209V208H124ZM123 209V210H124ZM127 209V208H126ZM154 209V208H153ZM15 210H16V208H15ZM42 210H44V209H42ZM41 210V211H42ZM45 210H47V209H45ZM51 210V209H50ZM112 210V209H111ZM49 211V210H48ZM116 211V210H115ZM125 211V210H124ZM142 211H144L143 209H142ZM148 211V210H147ZM154 211H155V209H154ZM67 212V211H66ZM134 212H136V211H134ZM133 212V213H134ZM141 212V211H140ZM16 213V212H15ZM40 213V212H39ZM46 213V212H45ZM44 213V214H45ZM60 213V212H59ZM77 213V212H76ZM79 213V212H78ZM82 213H83V211H82ZM80 214V218L82 217V215H84V214ZM142 213V212H141ZM141 213H140V215H141ZM144 213V212H143ZM30 214V213H29ZM32 214V213H31ZM41 214H43V212L41 213ZM47 214V213H46ZM50 214V213H49ZM49 214H47V215H49ZM53 214V213H52ZM61 214H63V213H61ZM74 214V213H73ZM72 214V215H73ZM113 214V213H112ZM155 214H156V211H155ZM34 215H36V214H34ZM68 215V214H67ZM147 215V214H146ZM151 215V214H150ZM28 216V215H27ZM122 216V215H121ZM120 216V217H121ZM124 216V215H123ZM126 216H128V215H126ZM137 216V215H136ZM149 216V215H148ZM31 217V216H30ZM94 217V218H93ZM146 217V216H145ZM159 217V216H158ZM76 218H77V216H76ZM80 218L77 220V221H75V222H77V224H75L76 226H75V229L73 230L72 229V233L70 232L71 231V229H70V233L72 234V235H75L76 233H80L81 231V229H84V227H83V224H82V222H80ZM118 218V217H117ZM128 218V217H127ZM126 218V219H127ZM151 218V217H150ZM30 219H33V218H30ZM84 219H85V217H84ZM91 219V218H90ZM97 219V218H96ZM59 221V220H58ZM74 221V220H73ZM73 221H72V223H73ZM81 221H83V220H81ZM115 221V220H114ZM64 222V221H63ZM88 222V221H87ZM91 222V221H90ZM127 222H129V220L127 221ZM151 222V221H150ZM161 222V223H162ZM60 227H62V225H60V224H58ZM74 225V224H73ZM116 225H117V223H116ZM159 225H160V223H159ZM56 226V225H55ZM163 226V225H162ZM118 227V226H117ZM116 227V228H117ZM133 227V226H132ZM140 227V226H139ZM160 227V226H159ZM38 228H40V227H38ZM120 228H122V226H120ZM137 228V227H136ZM144 228V227H143ZM158 228V227H157ZM162 228V227H161ZM191 228H197L195 231H193V230H190ZM41 229L42 228H40V230L39 231H41ZM60 229V228H59ZM62 229V228H61ZM61 229L58 231V232H61ZM65 230H66V228H64ZM139 229V228H138ZM140 229H142V227L140 228ZM146 229V228H145ZM58 230V229H57ZM123 230V229H122ZM161 230V231H162ZM47 231V230H46ZM46 231H45V233H46ZM50 231V230H49ZM80 231V232H79ZM86 231V230H85ZM112 231V230H111ZM128 231V230H127ZM142 231V230H141ZM159 231V230H158ZM42 232H44V231H42ZM63 233L61 234V235H63V234H65L64 233V231H62ZM95 232V231H94ZM93 232V233H94ZM120 232V231H119ZM132 232V231H131ZM160 232V231H159ZM176 232H178V231H176ZM175 232V233H176ZM45 233H44V235H45ZM67 233V232H66ZM73 233H75V234H73ZM113 233H114V231H113ZM113 233H111V234H113ZM118 233V232H117ZM122 233V232H121ZM137 233V232H136ZM158 233V232H157ZM161 233V232H160ZM40 233H38V235H39ZM71 234H69V236H70V238L72 237V235ZM81 234V233H80ZM106 234H108V235H111V234H109V233H106ZM125 234V233H124ZM44 235H42V233H41V235H39V237L37 238L36 236V238H37V241H39L38 243H40V245L38 244V246L39 247H41V244L43 245V246H45V247H43V250H39V247L38 246H35V245H37L36 243L34 244V245H27V246H30L29 247V249H28V251H29V254H30V259H29V263L30 264H39V263H43L44 261H45V263H46V261L47 262H56L57 264H58V262H63L66 258H68V257H66V253L67 252H69V250L68 249H65L64 247H62V245H60V243H62L61 242V240H60V243H59V245H58V243L56 244V243H53V241H55V240H59V239H61L60 237L57 239V236H55V234H54V238H53V240H52V242L51 241H49V242H47V239H46V237L44 236ZM46 235H49L48 233L46 234ZM67 235V234H66ZM66 235H65V237H66ZM98 235V234H97ZM103 235V234H102ZM128 235V234H127ZM131 235V234H130ZM160 235V234H159ZM51 236V235H50ZM53 236V235H52ZM76 236H78V234L76 235ZM79 236H81V235H79ZM113 236H114V234H113ZM113 236H111V238L113 239V241H114V238H113ZM118 236H119V234H118ZM129 236V235H128ZM34 237V238H35ZM49 236H47V238H48ZM64 237V238H65ZM106 237V236H105ZM116 237V236H115ZM121 237V236H120ZM162 237V236H161ZM186 237V236H185ZM15 238V243L17 244L18 243V239H17V237L15 236L14 237ZM51 238V237H50ZM51 238V239H52ZM56 238V239H55ZM73 239H74V237H72ZM95 238H98V237H95ZM102 238H103V236H102ZM108 238V237H107ZM33 239V238H32ZM29 240V242H30V244H33L34 242H36V239H35V241L34 240ZM55 239V240H54ZM63 239V238H62ZM72 239V240H73ZM75 239H76V237H75ZM99 239V238H98ZM97 239V240H98ZM111 239V240H112ZM147 239H148V237H147ZM159 239V238H158ZM163 239V240H164ZM72 240H71V242H72ZM79 240V239H78ZM85 240V239H84ZM152 240V239H151ZM174 240V241H173ZM76 241V240H75ZM108 241V240H107ZM131 241V240H130ZM157 241V240H156ZM159 241H160V239H159ZM162 241V240H161ZM245 241H248V244H246V245H244V242ZM56 242V241H55ZM64 242V241H63ZM68 242H70V240L68 241ZM68 242H66L67 243V245H69L68 244ZM73 242H74V240H73ZM95 242V241H94ZM98 242V241H97ZM110 242V241H109ZM115 242H117V241H114V243ZM133 242V241H132ZM142 242V241H141ZM65 243V242H64ZM89 243V242H88ZM100 243V242H99ZM99 243H97V246H98V244ZM117 243H119V242H117ZM126 243V242H125ZM145 243V242H144ZM237 243H240L241 245H236ZM75 244V243H74ZM74 244H71V246H73V249H74ZM140 244V243H139ZM146 244V243H145ZM144 244V245H145ZM156 244V243H155ZM177 244H178V241H177ZM78 245V244H77ZM81 245H84V243H83V241H82V244ZM80 245V246H81ZM160 245H161V243H160ZM63 246H66V245H63ZM70 246V247H71ZM85 246V245H84ZM84 246H83V249L81 248V250L83 251H85V249H84ZM87 246V245H86ZM89 246V245H88ZM93 246V245H92ZM97 246H93V247H97ZM117 246V245H116ZM124 246H125V244H124ZM152 246V245H151ZM133 247V246H132ZM140 247V246H139ZM142 247V246H141ZM45 248V249H44ZM69 248V247H68ZM72 248V247H71ZM89 248V247H88ZM117 248V251H118V253L122 250L121 248V250L119 251L118 249V247H116ZM127 248H129L130 249V247H127ZM127 248H126V251H127ZM136 248V247H135ZM134 248V249H135ZM65 249V250H64ZM70 249V248H69ZM79 249V248H78ZM124 249V248H123ZM140 249V248H139ZM158 249V248H157ZM164 249V250H163ZM66 250H68L67 252H66ZM71 250V249H70ZM80 250V251H81ZM93 250V249H92ZM94 250H97V249H94ZM114 250V249H113ZM133 249H131L130 251H132ZM137 250V249H136ZM136 250H135V252H136ZM149 251V249H146V251ZM74 251H76V247H75V249H74ZM88 251V250H87ZM87 251H85V252H87ZM124 251V250H123ZM122 251V253H127L128 254V252H123ZM134 251V250H133ZM132 251V253L133 254H135L134 252ZM141 251V250H140ZM139 251V253H141ZM43 252H45V253H43ZM85 252H84V254H85ZM94 252V251H93ZM96 252V251H95ZM156 252V251H155ZM154 252V253H155ZM70 253H71V251H70ZM75 253V252H74ZM83 253V252H82ZM81 253V254H82ZM91 253V252H90ZM89 253V254H90ZM147 253V252H146ZM148 253H150V252H148ZM147 253V254H148ZM152 253V252H151ZM150 253V254H151ZM154 253H152V255H154ZM157 253V252H156ZM246 253H254V257H253V259L252 260H250V261H247L246 260V258H245V254ZM69 254V253H68ZM72 254V253H71ZM80 254V253H79ZM83 254V255H84ZM91 254H93V253H91ZM126 254V255H127ZM129 254H131V253H129ZM132 254V255H133ZM138 254V253H137ZM144 254V253H143ZM142 254V255H143ZM146 254V255H147ZM34 255L36 256V258L34 257ZM72 255H74V254H72ZM118 255H120V254H118ZM126 255H124V258H123V260H119V258L118 257H116L115 256V253L114 252H112V249H110L109 247H107V246H100V248H99V252L96 254V255H94L93 254V256L91 257L90 256V258H91V261L93 262V264H131L130 262V260H132V258L130 259V256L128 257V256H126ZM70 256V255H69ZM85 256V255H84ZM83 256V257H84ZM89 256V255H88ZM88 256L86 257L87 259H88ZM120 256H122V255H120ZM138 256V255H137ZM76 257H79L80 258V260H81V257H80V255L79 256H76ZM139 257V256H138ZM143 257H145L144 255H143ZM148 257L149 258H151L150 256H149V254H148ZM79 258L77 259L78 261H80L79 260ZM90 258H89V260H90ZM142 258V257H141ZM153 258V257H152ZM46 259V260H45ZM68 259H70V257L68 258ZM135 259H136V257H135ZM139 259V258H138ZM44 260V261H43ZM75 259H73V260H71V263H72V261H74ZM83 260H84V262H86V259H84L83 258ZM148 260V259H147ZM150 260V259H149ZM152 260V259H151ZM150 260V261H151ZM66 261V260H65ZM88 261V260H87ZM134 261V260H133ZM67 262V261H66ZM70 262V261H69ZM77 262V261H76ZM75 262V263H76ZM84 262H81V263H84ZM91 262V263H92ZM144 263H145V261H143ZM147 262V261H146ZM41 263V264H42ZM45 263H43V264H45ZM68 263V262H67ZM80 263V264H81ZM90 263V262H89ZM88 263V264H89ZM136 263H138V261L136 262ZM139 263H140V260H139ZM150 262H148L147 264H149ZM47 264V263H46ZM50 264V263H49ZM68 264H70V263H68ZM76 264H79V263H76ZM86 264H87V262H86ZM146 264V263H145Z\"/></svg>", "mask_w": 264, "mask_h": 264}, {"label": "built area", "instance_id": "obj_3", "mask_svg": "<svg viewBox=\"0 0 264 264\" xmlns=\"http://www.w3.org/2000/svg\"><path fill=\"white\" fill-rule=\"evenodd\" d=\"M247 258H248V259H252V256L249 255Z\"/></svg>", "mask_w": 264, "mask_h": 264}]
</instances>
